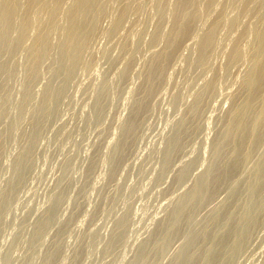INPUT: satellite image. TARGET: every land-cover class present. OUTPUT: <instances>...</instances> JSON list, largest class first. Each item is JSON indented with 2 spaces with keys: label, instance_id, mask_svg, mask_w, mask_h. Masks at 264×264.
<instances>
[{
  "label": "rangeland",
  "instance_id": "obj_1",
  "mask_svg": "<svg viewBox=\"0 0 264 264\" xmlns=\"http://www.w3.org/2000/svg\"><path fill=\"white\" fill-rule=\"evenodd\" d=\"M4 0H0V7L2 5ZM16 2H19V3H16L15 5L16 8H18L17 10H15V7H14V10L17 11L15 14H13L12 17L14 20H12V23L15 22L14 24V27L13 29L11 30V35L9 34L10 37H8V45L6 44V46H9L10 45V41H11V44H12V41H13V44L17 45H10V47H6L4 46V49L1 50V55H0V75L2 74V76H0V264H42L41 262H44L48 256V260L49 259H53V261L51 262H47L48 260H46L47 264H54V262L56 261L58 264H134L136 262V258L138 259L143 251H144V247H146L148 244H151V240H148V239H152V237L156 234L155 232L158 231V227H160V225L164 222L163 220H167L166 218L169 217V215L171 214L172 212V208L173 205L176 207L178 205V202L179 204H183L184 201L180 203L179 200H182L184 198V193L185 195H187V193H189L190 191L188 189L190 188H193L194 185H195V181L198 182V178L202 177L204 175V173H206L208 170L207 167L209 168L210 167V164L212 162V157H213V145L214 143H212L214 140H216L215 138L218 136V135H215L214 134L216 133H220L219 131H222V127L224 128V123L222 122H225L226 120V116H228L229 114V111L231 110V107H232V102H233V98L236 96V94L240 91V87L242 86V82H243V78H242V74L245 75V72L247 71L248 73V67L250 69L251 67V62L253 61V48L256 47L254 46L253 44V40L252 38H254V33L255 32V27H256V24L255 22H257V19H260L261 18V15L264 14V5L261 4V0H259V2H257L258 4H254L255 0H250L248 2L245 3V0H214L212 5H211V9L212 10H215L212 12V10H208L207 12L204 11L205 8L201 9L203 10L204 12H202L201 10H199L201 12V15L199 16V18L202 16V18H199L197 19L198 21V24H196L197 28L195 27V33H194V36L192 34V37L193 39L190 38V36L188 38H186L187 42H183L185 43V46L184 45H181L182 47L184 48H187L186 45H188V49H184L182 48L181 50V46L179 47V50L177 51V53L174 55V57L171 59V61L174 60V62H169V64L167 65L168 68H166V74L167 71L171 74V78H170V75H165L167 77V84H165V86L162 84H159L160 87L162 88H157V90H154V93L151 94L150 96V99L151 97L154 95V99L152 98L150 104H148V107L144 110L147 111V115H146V112L143 111V114L145 113L144 117L147 118L145 119L144 117H142V113L139 115V125H137V127L139 126V128L143 127L142 130L139 129V128H136V131L135 133L136 134H139V135H134V138H133V142H135L134 140L136 139L137 142L133 143L130 145V149L132 150H135L134 152L130 150L129 151H126V155L123 153V158H124V155L125 157L128 156V152H129V156L133 155L131 158L128 156L126 157L127 160L122 159L121 156H119L118 154V151H117V143L119 141H121V138H122V135L124 134L123 131L121 132V130H123L125 128V126L128 124L127 121H129L128 119L130 118V115H131V111L132 109H130L129 107L131 106L132 108L134 107V104L137 100V94L139 95V89H141L142 87V83L144 82L145 78L142 79L141 81V78L145 77V74L146 73V70H147V67L149 64V61L150 59L153 57V55L155 53H157V51L159 49H163V48H160V46H164V44H166V41H165V38L160 36L159 38H156L154 36V34H157V32H161L163 28L162 26H165V28H163V33H168L172 27L170 26H173V21H171L172 17H174V13H172L174 11V7L175 6V0H105L104 3H106L104 5H102V1L101 0V5L103 6L102 7V12L100 13V15L98 16L97 18V26L95 27V29L92 31V35L90 34V36H92V41L91 43L89 42V40L87 41V44H89V46H85V48L83 49H86L87 47H89L88 49H86L85 51L82 49V51H84V54L81 52V55H80V65L79 63H75L74 65L76 67V70L74 69L75 66H73V69H74V73L76 71V73L72 74V71L70 72L72 75H70V77L68 78V73L64 72V70L60 67L62 64L61 61H62V54H61V45L60 43H62V39H64V36H65V29H66V26L69 25L67 24V22H69V20L67 21L68 16L67 15V12L69 13V6L71 4H73L72 2L75 1V0H59V1H63L62 2H58V0H45L46 3H51V5L49 4L47 6V4L45 3L44 0H39V1H35L34 3L35 4V8L33 7V4L31 3V0H15ZM44 3H43V2ZM70 1H71V4H70ZM109 1V2H107ZM120 1V2H119ZM147 1V2H146ZM150 1V3H149ZM156 1V2H155ZM201 3L198 4V8H202V7H205L207 4L204 0H200ZM199 1V2H200ZM207 1V0H206ZM221 1V2H220ZM224 1V2H223ZM23 2H24V5H23ZM41 4H40V3ZM127 2V4H126ZM129 2V3H128ZM152 2V3H151ZM166 2V3H165ZM168 2V3H167ZM234 2V3H233ZM237 2V3H236ZM250 2V5H252L250 7V5H247L246 9H252V11L250 10H246L247 12L244 11V9H242L243 6H246V4H249ZM14 3V2H13ZM31 3V5H30ZM38 3V4H37ZM56 3V4H55ZM58 3V4H57ZM110 3V4H109ZM119 3V4H118ZM205 3V4H204ZM216 3V4H215ZM239 3H241L242 5H240ZM253 3V4H252ZM259 3L261 4V7H256L257 5H259ZM264 3V2H263ZM19 4V5H18ZM26 4V5H25ZM28 4V5H27ZM45 4V6L43 5ZM55 4V5H54ZM136 4V5H135ZM167 6L168 8L164 9L162 8V6ZM164 4V5H163ZM203 4V5H202ZM235 4V5H234ZM238 4V5H237ZM13 4V6H15ZM23 5V7H22ZM38 5V6H37ZM40 5V6H39ZM57 5V6H56ZM108 5V8L105 7ZM125 5V7H124ZM129 5V6H128ZM146 5V6H145ZM158 5V6H157ZM202 7H199L201 6ZM217 5V6H216ZM220 5V6H219ZM224 5V6H223ZM234 5V6H233ZM27 6V7H26ZM52 6H53V9H52ZM117 6V8H116ZM131 6V7H130ZM141 6V8H140ZM157 6V7H156ZM161 6V8H160ZM249 6V7H248ZM253 6H255L256 8H252ZM21 7V8H20ZM25 7V8H24ZM30 7V8H29ZM44 8L43 11H45V13L42 11V9L40 11H38L39 9L38 8ZM56 7V8H54ZM124 7V9H122ZM135 7V8H134ZM213 7V8H212ZM216 9H215V8ZM223 9H222V8ZM229 7V8H228ZM50 10H49V9ZM59 8V9H58ZM62 8V9H61ZM104 8V9H103ZM106 8V10H105ZM136 8H140L138 10H136ZM145 8V9H144ZM162 9L164 11V13L166 14H162L163 11H162V15L159 13L158 10ZM210 9L208 7V5L206 6V9ZM244 8V7H243ZM28 11V16L25 14V11ZM56 10V13H53L55 11L53 10ZM64 9V10H63ZM153 9V10H152ZM157 9V10H156ZM171 9V10H170ZM205 9V10H206ZM226 9V10H225ZM228 9V10H227ZM235 9V11H234ZM253 9H255L254 11L256 12L257 15L259 16H253L255 15V12L253 11ZM260 9V10H259ZM32 12H31V11ZM51 10H52V13H51ZM59 10V11H58ZM67 10V11H66ZM110 10V12H109ZM120 10H124L122 11L123 13L120 14ZM149 10V11H148ZM167 13H166V11ZM219 13H217L216 12ZM225 10L224 12L228 11V13H226L227 15H225V13L222 14V16H224V18L226 20H224L225 24L227 23V25L230 27V30L229 27H223L225 26L224 23H222V29L221 31L219 30V28L221 27V25L219 26L218 28V32L215 34L217 35V37H215V44H218V46H212L215 47L213 48V53L210 52L208 55L209 57L205 59V61L207 63H205V65L203 63H197V59L198 58V43L196 41L195 38L197 39H200L201 37V33L203 35L204 32H202L201 30L203 31H206V27L208 26V23L210 25V21L212 22L213 20V17H217L216 15L220 16L221 12ZM232 10V11H231ZM237 10H240V11H244L246 14L244 15V12L243 13V16L245 17H242L240 16L241 13H239L240 11H237ZM257 10V11H256ZM259 10V11H258ZM26 11V12H27ZM34 11V12H33ZM42 11V12H41ZM64 11V12H63ZM106 11V13L104 12ZM129 11V12H128ZM161 11V10H160ZM212 13H211V12ZM248 11L250 15L246 16L248 14ZM30 12V13H29ZM39 12H40V15H39ZM47 12V13H46ZM104 12V13H103ZM117 12V13H116ZM128 12V13H126ZM209 12L211 13V16L209 14ZM239 14H238V13ZM259 12V13H257ZM59 13V14H58ZM63 13V15H62ZM103 13V14H102ZM137 13V14H136ZM143 13V14H142ZM203 13V14H202ZM263 13V14H262ZM35 14V15H33ZM38 14V15H37ZM46 16H45V15ZM51 14V15H50ZM56 14V16H55ZM66 14V15H65ZM118 14V16H117ZM120 14V15H119ZM150 14V15H149ZM160 14V15H159ZM173 14V15H172ZM209 14V16H208ZM234 14V15H233ZM253 19L252 20V16ZM261 14V15H260ZM15 15V16H14ZM22 15H26L25 17L27 19H24L22 18L21 16ZM29 15L31 16L30 19H31V22H28L26 20H29L28 17ZM42 15V16H41ZM44 15V17H43ZM49 15V16H48ZM59 15L60 18H58L57 16ZM116 15V16H115ZM130 15V16H129ZM166 16V17H163ZM208 16V18L205 16ZM232 15V17H230ZM239 16L240 18L238 19L237 16ZM242 15V14H241ZM35 16V17H33ZM39 16V18H38ZM48 16V17H47ZM142 16V17H141ZM145 16V17H144ZM159 16L162 17L161 20H159ZM168 16V17H167ZM171 16V18H170ZM213 16V17H212ZM35 21L38 20L35 22ZM45 17H46V20H45ZM51 17V18H49ZM64 17V18H62ZM118 17V18H117ZM149 17V18H148ZM230 17V18H229ZM165 18V21H167L169 19V21L165 23H163V19ZM205 18V19H204ZM210 18V19H209ZM227 18L228 20H231V19H235V22H237V26L236 24L234 23L233 20L231 21H228L227 22ZM24 19V23L28 22V24H24L26 27L27 25L28 26L26 27L27 29H25L23 27V20ZM33 19V20H32ZM51 19V20H49ZM56 19V21H54ZM61 19V20H60ZM129 19L131 21H129ZM152 19V20H151ZM157 19L159 20V22L157 23ZM167 19V20H166ZM174 19V18H173ZM202 19V20H201ZM215 19V18H214ZM19 20V21H18ZM22 20V21H21ZM40 20V21H39ZM44 24H42V21ZM101 20V21H100ZM108 20V21H107ZM238 20L242 21L240 22V24L242 25H238ZM245 22H244V21ZM249 20V22L247 21ZM30 21V20H29ZM50 21L52 22V24L54 23L53 25V28L55 29L54 33L55 34H52L53 32V28L50 30V35L52 34V36L49 35V38H50V44L47 51V54H45L44 52V56L43 55H40L41 57H39L38 59H40L37 63L38 67H37V71H36V74L35 76H33L34 78L39 76V79H37L36 81H34L31 77V74H29V64L31 63L32 61V56L35 55L36 53L34 51H36V42L34 40H36V36L38 37V35L40 34V32L44 31L45 28H46V24L50 23ZM54 21V22H53ZM100 21V22H98ZM149 21V22H148ZM204 21V23L202 22ZM207 21V22H206ZM209 21V22H208ZM22 22V23H21ZM41 22V24H40ZM48 22V23H47ZM60 22V24H59ZM118 23V25L120 26L121 22H122V27L120 26V28L117 26H115L116 24ZM133 22V23H132ZM140 22V23H139ZM145 22V23H144ZM172 22V24H171ZM202 22V23H201ZM231 22V23H230ZM250 23L251 22V25L249 24H246V23ZM29 23H31L29 25ZM62 23V24H61ZM63 23L64 26H63ZM100 23V24H99ZM157 26H161L158 27L160 28L161 30H159L158 28L156 29L155 25ZM157 23V24H156ZM163 23V25H162ZM171 25H170V24ZM207 23V24H205ZM229 23V24H228ZM245 23V24H244ZM114 24V25H113ZM165 24V25H164ZM202 25V27H200L198 30V27L199 25ZM205 24V25H204ZM233 24V25H232ZM254 24V26H252ZM17 25V27H16ZM19 25H21L19 27ZM37 25V26H36ZM45 25V27H44ZM66 25V26H65ZM102 25V27H101ZM140 25V26H139ZM148 25V26H147ZM151 25V26H150ZM170 25V26H169ZM200 25V26H201ZM204 25V26H203ZM231 25L232 26H236L235 28L232 27V29H235L232 31L231 29ZM243 25H246L244 26L243 28ZM249 25V26H248ZM129 26V28H128ZM131 26V28H130ZM145 26V27H144ZM22 27V28H21ZM60 27V29H58ZM68 27V26H67ZM97 27H100V28H97ZM117 27V28H116ZM127 27V28H126ZM147 27V29H146ZM155 30H154V28ZM167 27V28H166ZM169 27V29H168ZM205 27V28H204ZM247 27V29H246ZM40 28V29H39ZM62 28V29H61ZM113 28V29H112ZM202 28V29H201ZM208 28V27H207ZM243 28V29H242ZM254 30H252V29ZM20 29V30H19ZM21 29H25V32L23 31V34L24 36H21ZM38 32H37V30ZM101 29V30H100ZM112 32L113 30V34L112 37L111 36V33L109 32V30ZM121 29V30H120ZM126 29V30H125ZM145 29V30H144ZM165 29V31H164ZM168 29V32L166 31ZM228 30V33L229 31H232L231 33H227L226 30ZM242 29V30H241ZM247 30V32L245 30ZM248 29H251V30H248ZM64 30V32L62 31ZM97 30V31H95ZM128 30V31H127ZM148 30V31H147ZM154 30V34H153V31ZM158 30V31H156ZM238 30V31H237ZM15 31V32H14ZM58 31L60 33H58ZM94 31L96 32L94 34ZM100 31V32H98ZM200 31V32H199ZM239 31H244V32H239ZM99 34H98V33ZM120 32V33H119ZM143 32V33H142ZM145 32V33H144ZM221 32V33H220ZM251 34H250V33ZM102 33V34H101ZM147 33V34H146ZM151 33V35H150ZM200 33V35L198 34ZM219 33V34H218ZM227 33V34H226ZM239 33H241L242 35H240ZM245 35H244V34ZM253 33V34H252ZM22 34V35H23ZM36 34V35H35ZM108 34V35H107ZM110 34V35H109ZM118 34L120 35L118 37ZM128 34V35H127ZM232 34V35H231ZM103 35H106V36H103ZM127 35V36H126ZM140 35V36H139ZM149 35V36H148ZM199 37H197V36ZM239 35V36H238ZM244 35V36H243ZM95 36V37H94ZM129 36V37H128ZM145 36V37H144ZM157 39L156 42H154L156 45H159V47L155 44H153V41H154V38ZM238 36V38H237ZM245 38H241V37ZM246 36H248L246 38ZM28 37V39H27ZM55 37V38H54ZM57 37V38H56ZM117 37V38H116ZM126 37V39H125ZM130 39H128V38ZM148 37V38H146ZM152 37V38H151ZM11 38V39H10ZM26 38V39H25ZM102 38V39H101ZM113 38V39H112ZM116 38V39H115ZM152 39V40H149V39ZM233 38V39H232ZM234 38L236 40H234ZM249 38V39H248ZM14 39H15V42H14ZM21 39V40H19ZM58 39V40H57ZM91 40V37L89 38ZM140 41H139V40ZM145 39V41H144ZM164 39V40H163ZM194 40V42L197 44H194V42L192 41L193 44L190 45V40ZM242 39V40H241ZM247 39V40H246ZM17 40V41H16ZM26 40V41H25ZM103 40V41H101ZM118 40V41H117ZM128 40V42L126 41ZM131 40V41H130ZM148 40V41H146ZM161 40L159 43L158 41ZM162 40H163V43H162ZM218 42H217V41ZM252 40V41H250ZM20 41V42H19ZM30 41V42H29ZM34 41V42H33ZM60 41V42H59ZM100 41V42H99ZM110 41V42H109ZM150 41V42H149ZM165 41V43H164ZM188 41H189V44H188ZM241 41V42H240ZM245 43H243V42ZM22 42V43H21ZM25 42V43H24ZM94 42V43H93ZM98 42V44H97ZM105 42V43H104ZM125 42V44H124ZM130 42V43H129ZM140 44H139V43ZM240 43L239 46L241 45V43H243L241 46L243 47H239L240 48V51H241V54L242 52L244 51V59L241 58L244 62H242V60L239 58L236 62L239 63V61H241L239 64L240 66L237 67V65H235V61L234 62H229V56H230V53H231V48H233V46L235 45V43ZM33 43V44H32ZM59 43V44H58ZM93 43V44H92ZM126 43H128V45H130V49L128 50V52L130 51L131 52V49H132V52L128 54L127 51H125V48L127 50V48L129 47H126ZM142 43V44H141ZM147 43V44H146ZM153 45H152V44ZM250 43V44H248ZM26 44V45H25ZM35 44V45H34ZM96 44V45H95ZM124 44V45H123ZM132 44V45H131ZM136 44V46H135ZM152 45L153 48H151L150 45ZM162 44V45H160ZM226 44V45H225ZM232 44H234L232 46ZM21 45V46H20ZM25 45V46H24ZM30 45V46H28ZM34 45V46H33ZM54 45V46H53ZM58 45V46H57ZM125 46V48L123 46ZM149 45L150 48L152 49H148L149 47L147 46ZM155 45V47H154ZM193 45V46H192ZM248 45V46H246ZM28 48H27V47ZM33 46V47H31ZM51 46V47H50ZM99 46V47H98ZM104 46V47H103ZM135 46V47H134ZM146 46V48L144 47ZM220 46V47H219ZM244 46H246L244 48ZM253 46V48H251ZM6 47V49H5ZM23 47V48H22ZM97 47V48H96ZM108 47V48H107ZM192 47H196V49L192 48ZM18 48V49H17ZM34 50V51H30L31 49ZM122 48L124 50H122ZM136 48V51H134ZM155 48V50H154ZM191 48V49H190ZM219 48V49H218ZM250 48V49H249ZM12 49V50H11ZM57 49V50H56ZM103 49V51H102ZM113 49V50H112ZM117 49V50H116ZM215 49V50H214ZM230 49V50H229ZM245 49V50H244ZM7 50V51H6ZM20 50V51H19ZM50 50V51H49ZM58 50H60L58 53ZM90 50V51H89ZM92 50V51H91ZM157 50V51H156ZM184 50L186 52H184ZM197 50V51H196ZM249 50V51H248ZM255 50V49H254ZM11 51V52H10ZM18 51V52H17ZM26 51V52H25ZM52 51V52H51ZM87 51V52H86ZM115 51V53H114ZM123 51V52H122ZM160 51V50H159ZM181 51H183L181 53ZM8 52V53H7ZM13 52V54H12ZM15 52V53H14ZM33 55H32V53ZM102 52V53H101ZM119 52V53H118ZM124 52H127V53H124ZM20 53V54H19ZM27 53V54H26ZM31 53V54H30ZM35 53V54H34ZM55 53V55H54ZM57 53V54H56ZM124 53V54H123ZM133 53V54H132ZM220 53V54H219ZM51 56H50V55ZM59 54V55H58ZM103 56H102V55ZM108 54V55H107ZM128 54V55H127ZM132 54V55H131ZM183 54V55H182ZM213 54V55H212ZM247 54V55H246ZM9 55V56H8ZM16 55V56H15ZM25 55V56H24ZM30 55V57H29ZM54 55V57H53ZM124 55V56H123ZM126 55V56H125ZM181 55V56H180ZM246 55V56H245ZM23 56V57H22ZM43 56V57H42ZM47 56V57H46ZM60 56V57H59ZM124 58H123V57ZM133 56V57H132ZM135 56V57H134ZM145 56V57H144ZM182 57V58H179ZM186 56V57H185ZM250 56V58H249ZM46 57V60H44ZM50 59H49V58ZM58 57L59 58V62H58ZM122 57V58H121ZM128 57V58H127ZM129 57H132V58H129ZM138 57V58H137ZM189 59H188V58ZM3 58V59H2ZM31 58V59H30ZM43 58V59H42ZM84 58V59H82ZM92 58V59H91ZM127 58V59H126ZM211 58V59H209ZM23 59V60H22ZM25 59H28L27 61ZM56 59V60H55ZM91 59V60H90ZM123 61H122V60ZM133 59V63H129L130 61ZM176 59V61H175ZM178 59V60H177ZM180 59V61H179ZM183 59V60H182ZM191 59L192 61L194 60V64H190L191 62ZM211 62V65H208L209 63V60ZM227 59V60H226ZM247 59V60H246ZM251 59V60H250ZM19 60V61H18ZM42 60V61H41ZM50 60V61H48ZM84 61L85 63V67L83 65H81V61ZM94 60V61H93ZM105 60V61H104ZM113 60V61H112ZM115 60V61H114ZM140 60V61H139ZM148 60V61H147ZM250 60V61H249ZM13 61V62H12ZM16 61V62H15ZM44 61V62H43ZM52 61V62H51ZM57 61V62H56ZM82 61V62H83ZM89 63H88V62ZM117 61V62H116ZM125 61V62H124ZM128 61V62H127ZM179 61V62H178ZM189 61V62H187ZM226 63H225V62ZM230 63H228V62ZM249 61V62H248ZM24 62V63H23ZM39 62L40 65H39ZM47 62V63H46ZM56 62V64H58L56 66V64L54 63ZM105 62V63H104ZM109 62V63H108ZM123 62V63H122ZM142 64H141V63ZM144 62H146L147 64V67L144 66ZM197 64H196V63ZM214 62V63H213ZM220 62V63H219ZM10 63V64H9ZM26 63V64H25ZM44 63V65H43ZM54 63V64H53ZM126 63V67H125V64ZM186 63V64H185ZM226 64V65H222V64ZM243 63V64H242ZM250 63V65H249ZM42 64V66H41ZM52 64V65H51ZM60 64V65H59ZM111 64V65H110ZM115 64V65H114ZM129 64V65H128ZM217 64V65H216ZM245 64V65H244ZM52 67H50V66ZM55 65V66H54ZM89 65V68L87 67ZM110 65V66H108ZM114 65V67H113ZM137 65V66H136ZM169 65L170 67H172V71L171 69L169 70ZM175 65V66H174ZM177 65V66H176ZM214 66L212 69L210 68V66ZM228 65H232L230 66V69L232 67L231 70H229L228 68ZM244 65V66H243ZM5 66H6V69H7V72H6V69H5ZM9 66V68H7ZM27 66V67H26ZM60 66V67H59ZM80 66V67H79ZM82 66V67H81ZM143 66V67H142ZM188 66V67H187ZM209 66V67H207ZM218 70H216V67H218ZM225 66V67H224ZM105 67V68H103ZM116 67V68H115ZM123 67V68H122ZM131 67V68H130ZM134 67H135V70H134ZM175 67V70H173V68ZM206 67V69H205ZM227 67V68H226ZM243 67V68H242ZM245 67V68H244ZM24 68V70H23ZM28 70H26V69ZM47 68L49 70H47ZM87 68V69H86ZM126 69V71L128 72V68H129V73H127L126 71L124 72V70ZM177 68V69H176ZM179 68V69H178ZM192 68H197L196 69H192ZM203 68L206 70H204L205 73H207V75L203 72ZM211 70H209V69ZM215 68V69H214ZM222 68V69H221ZM228 70H226V69ZM5 69V70H4ZM18 69V70H17ZM61 70L60 72L57 71V70ZM72 69V70H73ZM90 69V70H89ZM96 69V70H95ZM124 69V70H123ZM133 69V70H132ZM138 69V70H137ZM143 69V75H141L139 73V71ZM200 69V70H199ZM235 69V71H234ZM21 70V71H20ZM45 70V71H44ZM54 70V72L52 71ZM85 70L88 72H85ZM95 72H94V71ZM123 70V71H122ZM180 70V71H179ZM185 70V71H184ZM196 70V71H195ZM201 70H202V73L204 74H201ZM208 70V71H207ZM225 70V71H224ZM237 70V71H236ZM245 70V71H244ZM5 71V72H4ZM25 71H27V73H25ZM47 71V72H46ZM81 71V72H80ZM105 71V72H103ZM132 71V72H131ZM134 71V72H133ZM136 71V72H135ZM172 73H171V72ZM176 71V72H175ZM179 71V72H178ZM191 71V72H190ZM214 71V73H213ZM226 71H229L227 73ZM11 72L13 74H11ZM38 72V73H37ZM103 72V73H102ZM121 72V73H119ZM217 72V73H215ZM9 73V74H8ZM17 73V74H16ZM25 73V74H24ZM116 73V75H115ZM123 73V74H122ZM134 75H133V74ZM140 74L141 76L139 77L138 74ZM176 73V74H174ZM181 73V75H180ZM187 73H188V76H187ZM214 75H213V74ZM246 73V75H247ZM4 74V75H3ZM65 74V76H62ZM67 74V76H66ZM85 74V75H84ZM88 74V75H86ZM119 74V75H118ZM126 74V75H124ZM128 74V75H127ZM135 74H137V76H135ZM173 74V75H172ZM216 74V76H215ZM228 74L227 78H226V75ZM237 74V75H236ZM18 75V76H16ZM27 75V76H26ZM28 75H29V80H28ZM37 75V76H36ZM81 75V77H80ZM84 75V76H83ZM122 75L123 78L126 77V79H123V78H120ZM124 75V76H123ZM132 75V76H131ZM178 75V76H177ZM204 75V78L202 77ZM212 77H211V76ZM223 75V76H222ZM225 75V76H224ZM231 75V76H230ZM242 75V76H241ZM6 76V77H5ZM15 76V77H14ZM26 76V77H25ZM51 76H53L54 78H52ZM61 76V77H60ZM101 76V77H100ZM129 76V78H128ZM213 76H215V80L217 79V82L215 80H213ZM233 76V77H232ZM67 77V78H65ZM107 77V78H106ZM110 77V78H109ZM113 79H112V78ZM186 77V78H185ZM192 77V78H191ZM202 77V78H201ZM208 77V79L210 80V77H211V81H208V79H206ZM245 77V76H244ZM3 78V79H2ZM14 78V80H12ZM51 78V79H50ZM80 78V79H79ZM87 78V79H86ZM185 78V79H184ZM229 78V79H228ZM7 79V80H6ZM48 79H49V83L48 82ZM69 79V80H68ZM72 79V80H71ZM74 79V80H73ZM78 79V80H76ZM93 79V80H92ZM100 79V81H99ZM109 79V80H107ZM163 79V80H164ZM170 79V81H169ZM173 79V80H172ZM190 79V80H189ZM28 80L29 83H33L35 85H32L28 83ZM71 80V81H70ZM81 80V81H80ZM90 80V81H89ZM92 80V82H91ZM111 80V81H110ZM122 80V81H121ZM136 80V81H135ZM165 80L163 83H165ZM184 80V81H183ZM208 83H212L213 84V81H215V84H217L220 88L216 89L215 87H217L216 85H213L214 87V90L215 92H212L211 94H208L207 98H205L204 102H203V106H202V112H201V117L200 119H202L201 121H204L205 123H201L200 120L196 121L198 122L197 125H194L191 129L192 130H189L187 136L185 137V139H183L182 141L183 142V145H182V141H181V145L186 148L185 149V152L182 153L183 151H180L176 156L174 157L177 153V150L182 149V146L178 145V149L175 151L174 153V150L171 152V155L172 158L171 159H176V160H171V163H170V158L169 160L167 159V156L165 157L164 153L167 155L168 154V146H169V142L168 140L170 135L171 134H174V132L177 131V128L179 126V124L182 122L180 117H182V120L183 118H185V116L188 114V110H190L189 106H192V104H194L193 102H195L196 99H194L193 97L195 96V98H197L196 96L198 95V93H200V91H202L204 89V87L206 86L207 81ZM235 80V81H234ZM24 81V82H23ZM43 81V82H42ZM47 81V82H46ZM54 81V82H53ZM70 81V82H69ZM80 81V82H79ZM84 81V82H83ZM112 82L111 84L108 82ZM117 83H116V82ZM175 81V82H174ZM178 81V82H177ZM189 81V82H188ZM193 81V82H192ZM205 81V82H204ZM225 81V82H224ZM9 82V83H8ZM26 82V83H25ZM36 82V83H35ZM40 82V83H39ZM47 85H46V83ZM53 82V83H52ZM64 82V84L62 83ZM89 82V83H87ZM100 82V84H99ZM107 83V84H104ZM124 82V84H123ZM131 82V83H130ZM141 82V83H140ZM170 82V83H168ZM187 82V83H186ZM204 82V83H202ZM28 83V84H27ZM51 83V84H50ZM56 83H57V86H56ZM70 83V85H68ZM80 83V84H79ZM87 83V85H86ZM91 83V84H90ZM103 83V84H102ZM114 83V84H113ZM174 84L173 87L171 84ZM231 83V84H230ZM24 84V85H23ZM27 84V85H26ZM55 84V85H54ZM73 84V85H72ZM90 84V85H89ZM136 84V85H135ZM197 84V85H196ZM204 84V86H203ZM225 84V85H224ZM33 86L31 88V86ZM39 85V86H38ZM60 85V87H59ZM110 85V86H109ZM132 85V87H131ZM141 85V86H140ZM162 85V86H161ZM167 85V87H166ZM169 85V86H168ZM195 85V86H194ZM231 85V86H230ZM241 85V86H240ZM24 86V87H23ZM27 86V87H26ZM29 86L31 89H34V93L29 91ZM47 86V87H45ZM49 86V87H48ZM56 86V87H55ZM61 86L63 87V89H61ZM76 86V87H75ZM83 86V87H82ZM85 86V87H84ZM107 86V87H106ZM138 86V87H136ZM140 86V88H139ZM175 86V87H174ZM192 86V87H191ZM197 86V87H196ZM201 86V87H199ZM233 86V87H232ZM10 87V88H9ZM23 87V88H22ZM48 88L47 90L45 88ZM104 87V88H103ZM136 87V88H135ZM166 87V88H164ZM27 88V89H26ZM105 91V92H102L101 90ZM106 88V89H105ZM190 88V89H189ZM196 88H202V89H196ZM223 88H226V89H223ZM14 89V90H13ZM26 89V91H25ZM29 89V90H28ZM44 89V91L42 90ZM56 89V90H55ZM96 89L99 91L97 92ZM116 89V90H115ZM126 89V90H125ZM136 89L137 90V93H136ZM172 89V90H171ZM174 89V90H173ZM194 89V90H193ZM230 89V90H229ZM42 90V91H41ZM57 90H60V92H58ZM61 90L62 93H61ZM107 90V91H106ZM109 90V91H108ZM123 90V91H122ZM158 90L162 93L160 94V92H158ZM169 90V91H168ZM175 90H178V91H175ZM187 90V91H186ZM197 90V91H196ZM200 90V91H199ZM30 94H33L29 97V92ZM46 91V92H45ZM49 91H52V94H53V98L51 100V97H52V94L49 95ZM65 91V92H64ZM89 91V92H88ZM92 91V92H91ZM95 91V92H94ZM135 91V92H134ZM164 91V92H163ZM171 91V92H170ZM190 91V93H189ZM196 91V92H195ZM218 91V92H217ZM225 91V92H224ZM20 92V93H19ZM23 92H24V95H23ZM43 92V93H42ZM74 92V94H73ZM101 92V93H100ZM106 92L108 94H106ZM109 92L111 94H109ZM133 92V93H131ZM166 92V93H165ZM193 92V93H192ZM220 92V93H219ZM236 92V93H235ZM14 93V94H13ZM19 93V94H18ZM28 93V95L26 94ZM39 93V94H38ZM66 93V94H65ZM90 93V94H89ZM104 93V94H102ZM131 93V94H130ZM164 93V94H163ZM170 93V94H169ZM172 93V94H171ZM176 93V94H175ZM18 94V95H17ZM44 94V95H43ZM123 94V95H122ZM130 94V95H129ZM158 94L162 95L159 96ZM212 94L214 96V98L216 99H213L212 98ZM217 94V95H216ZM224 94V95H223ZM226 97V95H228ZM46 95V96H45ZM81 95V96H80ZM133 95H134V98H133ZM155 95H158V96H155ZM166 95V96H165ZM177 95V96H176ZM194 95V96H193ZM216 95V97H215ZM232 95V97H231ZM6 96V98H5ZM15 96V97H14ZM21 96V97H20ZM25 96H28L29 98L25 97ZM39 96V97H38ZM43 96V98H42ZM45 96V97H44ZM51 96V97H50ZM87 98H86V97ZM94 96V97H93ZM103 96V97H102ZM119 96V97H118ZM121 96V97H120ZM129 96V97H128ZM132 96V97H130ZM189 96V97H188ZM219 96V97H218ZM224 96V98H223ZM23 97V98H22ZM33 97V98H32ZM35 97V98H34ZM46 97H49L46 98ZM57 97H59L60 99H58ZM83 97V98H82ZM93 97V98H92ZM99 97V98H98ZM157 97H159L157 99ZM172 97V98H171ZM177 97V98H175ZM231 97V98H230ZM2 98V99H1ZM5 98V99H4ZM72 98V99H71ZM132 98L134 99L132 101ZM136 98V99H135ZM162 98V99H161ZM181 98V99H180ZM209 98H210V102H211V105H209L208 107V104L206 102L209 101ZM22 99L24 101H22ZM34 99V100H33ZM42 99V100H41ZM45 99V100H43ZM51 102L49 105L51 107H48V101ZM54 99V101H53ZM97 99V101L95 100ZM99 99V100H98ZM104 99V100H102ZM120 99V100H119ZM160 99V100H159ZM173 99V100H172ZM180 99V100H179ZM208 99V100H207ZM212 99V101H211ZM225 99V100H224ZM228 99V101H227ZM232 99V101H231ZM28 100V101H27ZM37 102H36V101ZM41 100V101H40ZM58 102H56V101ZM63 102H62V101ZM102 100V101H101ZM171 100V101H170ZM186 100V101H185ZM217 100V101H216ZM219 100V101H218ZM22 101V102H21ZM46 101V102H45ZM104 101V102H103ZM118 101V102H117ZM148 101V103H149ZM154 101L156 102L154 104ZM168 101V102H167ZM179 101V103L177 102ZM183 101V102H182ZM193 101V102H192ZM10 102V104L8 103ZM24 102H27L24 104ZM40 102V103H38ZM43 102V103H42ZM48 102V103H47ZM62 102V103H61ZM67 102V103H66ZM97 102V104H96ZM101 102V103H99ZM105 102L107 103V105L105 104ZM130 102V103H129ZM161 102V103H160ZM188 103V104H184V103ZM192 102V103H191ZM210 102H208L210 104ZM5 103V104H4ZM12 103V104H11ZM17 103V104H16ZM20 103V105H19ZM22 103V104H21ZM42 103V104H41ZM46 105V107L44 106V108L42 107V105ZM54 103V104H53ZM57 103V104H56ZM99 103V104H98ZM104 103V106H101L100 104L103 105ZM182 103V104H181ZM191 103V104H190ZM206 103V105L204 104ZM32 104V105H31ZM37 104V105H36ZM56 104V105H55ZM81 104V105H80ZM110 104V105H109ZM178 104V105H177ZM181 104V105H180ZM219 104V105H218ZM34 105V106H33ZM40 105V106H39ZM55 105V107L53 106ZM70 105V106H68ZM72 105V106H71ZM74 105V106H73ZM94 105H97V107L102 109L103 107L105 108V105H106V108L102 111L100 108L98 109L97 107H94ZM99 105V106H98ZM127 105V106H126ZM180 106L178 108H176L177 106ZM184 105L186 106L185 109L186 110H183L184 108ZM189 105V106H188ZM39 106V107H37ZM65 106V107H64ZM91 106V107H90ZM118 106V107H117ZM220 106V107H219ZM6 107V108H5ZM16 107V108H15ZM22 107V108H21ZM42 107V108H40ZM48 107V108H47ZM76 107V108H75ZM126 107V108H125ZM182 107V109H181ZM212 107V108H211ZM32 108V109H31ZM39 108V109H38ZM45 108L48 109V111L46 110L45 111ZM53 108V109H52ZM89 108V109H88ZM95 108V109H94ZM98 110H97V109ZM148 108L150 110H148ZM206 108V109H205ZM208 108V110H207ZM55 109H57L55 111ZM163 109V110H161ZM204 109V111H203ZM214 109V111H213ZM23 110V111H22ZM38 110H39V113H38ZM42 110V111H40ZM52 110V111H50ZM64 110V111H63ZM73 110V111H72ZM92 110V111H91ZM95 110L96 113L94 112ZM15 111V112H14ZM22 111V112H21ZM25 111V112H24ZM36 111V112H34ZM55 111V112H54ZM60 111V112H59ZM101 113H100V112ZM115 114H114V112ZM148 111H150L148 113ZM21 112V113H20ZM30 112H32L30 114ZM44 112V113H43ZM50 112V113H48ZM53 112V114H52ZM63 112V113H62ZM81 112V113H80ZM100 114H99V113ZM152 112V113H151ZM187 112V114H185ZM205 112V114H204ZM211 112V113H210ZM55 113V114H54ZM105 113V114H104ZM110 113V114H109ZM120 113V114H119ZM123 113V114H122ZM169 113V114H168ZM171 113V114H170ZM174 113V114H173ZM205 115L203 117V114ZM206 113H207V116H206ZM213 113V114H212ZM22 114V115H21ZM46 114V115H44ZM80 114V115H79ZM95 114V115H94ZM97 114V116H96ZM108 114V115H107ZM113 116H112V115ZM158 114V115H157ZM166 114V115H165ZM217 114V115H216ZM21 115V116H20ZM99 115V116H98ZM111 115V116H110ZM129 115V116H128ZM157 117H156V116ZM161 115V116H160ZM181 115H184V116H181ZM211 119H210V117ZM222 115V116H221ZM57 116V117H56ZM71 116V117H70ZM102 116V117H101ZM125 116H128V117H125ZM164 116V117H163ZM5 117V118H4ZM55 117V118H54ZM68 117V118H67ZM91 117V118H90ZM99 119H98V118ZM150 117V119H149ZM167 117V118H166ZM172 117V118H171ZM207 117V118H206ZM7 118V119H6ZM35 118V120H34ZM37 118H38V121H37ZM53 118V119H52ZM67 118V119H66ZM84 118V119H83ZM101 118H104V119H101ZM113 118V119H112ZM115 118V119H114ZM119 118V119H117ZM144 118V119H143ZM155 118V119H154ZM165 118V119H164ZM205 118V119H204ZM225 118V119H224ZM3 119V120H2ZM5 119V120H4ZM96 119V120H95ZM112 121H111V120ZM145 121H143V120ZM158 119V120H157ZM34 120V121H33ZM67 120V121H66ZM70 120V121H69ZM91 120V121H90ZM99 120V121H98ZM104 120V121H103ZM127 120V121H126ZM208 120V122H207ZM35 121L37 123H35ZM45 123H44V122ZM52 121V122H51ZM59 121V122H58ZM76 122V124L74 122ZM80 121V122H79ZM87 121V123H86ZM95 121V122H93ZM117 121V122H116ZM127 123H126V122ZM177 121V122H175ZM180 121V122H179ZM212 121V122H211ZM216 121V122H215ZM42 122V123H41ZM105 122V123H104ZM111 122V124H110ZM125 122V123H123ZM147 122V123H146ZM156 122V123H155ZM159 122V123H158ZM175 122V124H174ZM179 124H176L178 123ZM201 124H200V123ZM214 122V123H213ZM3 123V124H2ZM16 123V124H15ZM34 123V124H33ZM42 126H39L40 124ZM84 123V124H83ZM102 123V124H101ZM108 123V124H107ZM123 123V124H122ZM141 123H143V125H140ZM36 124V125H35ZM46 124V125H45ZM53 124V125H52ZM61 124V125H60ZM96 124V126H95ZM116 124V125H115ZM125 124V125H124ZM25 125V126H24ZM35 125V126H34ZM111 125V126H110ZM114 125V126H113ZM119 125V126H118ZM121 125H124L121 127ZM4 126V127H3ZM23 126V127H22ZM93 126V128H92ZM109 126V127H108ZM153 126V127H152ZM50 127V128H49ZM62 127V128H61ZM82 127V128H81ZM98 127V128H97ZM170 128H174L172 129L173 132H171L169 129ZM3 128V129H2ZM14 128V129H13ZM43 128V129H41ZM49 128V129H48ZM109 128V129H108ZM111 128V129H110ZM113 128V129H112ZM148 128V129H147ZM195 130H194V129ZM209 128V129H208ZM221 128V130H219ZM37 129V130H36ZM82 129V130H81ZM87 129V131H86ZM100 129V130H99ZM138 129V130H137ZM152 129H154V131H152ZM169 130V135L167 134L168 130ZM197 129H200L199 131ZM205 129V130H204ZM211 129V130H210ZM34 130V131H33ZM108 130H112L111 132H109ZM117 131V134L115 132L114 134V131ZM141 130V134L138 133L139 131ZM145 132H144V131ZM149 130V131H148ZM164 130V132H163ZM33 131V132H32ZM42 131V132H41ZM57 131V132H55ZM70 131V132H69ZM85 131V132H84ZM102 131V132H100ZM148 131V132H147ZM152 133H151V132ZM159 131V132H158ZM212 131V132H211ZM218 131V132H217ZM66 132H68L67 135ZM113 132V133H112ZM202 132V133H201ZM209 132V133H208ZM4 133V134H3ZM10 133V134H9ZM20 133V134H19ZM22 133V134H21ZM28 133V134H27ZM32 133V134H31ZM98 133V134H97ZM150 133V134H149ZM157 133H159L158 135H156ZM12 134V135H11ZM37 134V135H36ZM60 134V135H59ZM86 134V135H85ZM96 134V135H95ZM100 134V135H99ZM166 134V135H165ZM210 134V135H209ZM29 135V136H28ZM108 135V136H107ZM141 135V137H140ZM215 137H213V136ZM33 136V137H32ZM37 136V138H36ZM46 136V137H45ZM64 136V137H63ZM81 136V137H80ZM87 136V137H86ZM107 136V138H106ZM110 136V137H109ZM117 136H120L119 138H117ZM137 136V137H136ZM158 136V137H157ZM167 136V138H165ZM173 135H171L172 137ZM13 137V138H12ZM31 137L33 138L31 140ZM84 137V138H83ZM101 137V139H99ZM104 137L106 139H104ZM144 137V139H143ZM147 137V138H146ZM153 137V138H152ZM156 137V138H155ZM207 139H206V138ZM213 137V138H211ZM12 138V139H11ZM29 138V139H28ZM36 138V139H35ZM71 140H70V139ZM73 138V139H72ZM89 138V139H88ZM158 138V140H157ZM23 139V140H22ZM28 139V140H27ZM41 139V140H40ZM68 139V140H67ZM87 139V140H86ZM119 139V140H118ZM140 139V140H139ZM143 141H142V140ZM147 139V140H146ZM167 141H166V140ZM187 139V140H186ZM189 139V140H188ZM205 139V140H204ZM212 139V140H211ZM25 140V141H24ZM101 140V141H100ZM104 140V141H102ZM110 140V141H109ZM113 140V141H112ZM211 140V142H210ZM14 141V142H13ZM39 141V142H38ZM72 141V142H71ZM100 141V142H99ZM151 141V142H150ZM185 141H188L189 145L185 142ZM191 141H194V143L192 142L191 144ZM76 142V143H75ZM93 142V144H92ZM103 142V143H102ZM104 142H107L104 144ZM109 142V143H108ZM117 142V143H116ZM139 142V143H138ZM142 142V143H141ZM166 142V143H165ZM215 142V141H214ZM262 143L259 144V147H258V151H254L253 154L247 159V162L250 161H253L251 163L246 162L244 167L241 169V173L238 175L239 176V181L236 179V185H234L232 188V192H236V188L238 186H241L243 182L246 183V181L248 180V178H250L251 176V171H254L252 169H254V167L256 166V164H260L261 162H264V147L262 149V145L264 144V140L261 141ZM22 143V144H21ZM26 143V144H25ZM70 145H68V144ZM97 143V144H96ZM120 143V142H119ZM118 143V144H119ZM137 143V144H136ZM148 143V144H147ZM157 143V144H156ZM19 144V145H18ZM78 144V145H77ZM81 144V145H80ZM109 144H114L113 146H116V150H114L113 148H111V145L109 146ZM168 144V146H167ZM186 144V145H185ZM195 144V145H194ZM25 145V146H24ZM28 145V146H27ZM35 145V146H33ZM73 147H72V146ZM93 145V146H91ZM107 145V147H105ZM132 145H135L137 146L136 147H132ZM148 145V146H147ZM153 145V146H152ZM166 147H165V146ZM185 145V146H184ZM194 145V146H193ZM23 146V147H22ZM79 146V147H78ZM108 146H109V149H108ZM188 146V147H187ZM200 146V147H199ZM264 146V145H263ZM22 147V148H21ZM83 147V149H82ZM143 147V148H142ZM145 147V148H144ZM168 147V148H167ZM129 148L127 150H129ZM150 148V149H149ZM164 148H167L164 152ZM190 148V149H188ZM211 149V150H208V149ZM259 148L261 150H259ZM26 149V150H25ZM28 149V150H27ZM32 149V150H31ZM101 149V151H99ZM103 149V150H102ZM138 149H141L138 150ZM154 149V151L152 150ZM179 149V150H180ZM192 149V150H191ZM30 150V151H29ZM86 150V151H85ZM91 150V152H90ZM98 151V153L102 154V152L104 154L102 155H99V154H96L95 152ZM108 150H110L108 152ZM112 150V151H111ZM142 150H143V154H142ZM148 150V151H147ZM191 150V151H190ZM202 150V151H201ZM208 150V153L206 152ZM263 150V151H262ZM23 151V152H22ZM30 153H29V152ZM114 151H117V152H114ZM193 151V152H192ZM205 151V152H204ZM25 152H28V155L29 154H32V155H28L25 153ZM94 152V153H92ZM111 152L113 153L114 152V155L111 154ZM138 152V153H137ZM146 152V153H145ZM187 152V153H186ZM200 152V153H199ZM210 152V154H209ZM20 153L23 154V157L20 158ZM26 156H25V154ZM41 153V154H40ZM74 153V154H72ZM82 153V154H81ZM111 155H109V154ZM118 154L116 156V158H114V156L116 154ZM133 153V154H132ZM152 153V154H150ZM174 156H173V154ZM186 153V155H185ZM189 153V154H188ZM205 153V154H204ZM257 153V154H256ZM263 153V154H262ZM76 154V155H75ZM106 154V155H105ZM141 154V155H139ZM149 154L151 155L149 157ZM183 154V156H182ZM200 155V158H199V155ZM3 155V156H2ZM34 155V156H33ZM41 155V156H40ZM75 155V156H74ZM78 155V156H77ZM95 155V156H93ZM97 155V156H96ZM108 155V156H107ZM139 155V156H138ZM143 155V157H142ZM148 155V156H147ZM189 155V156H188ZM205 155V156H204ZM257 155V156H256ZM22 156V155H21ZM30 156L32 158H30ZM66 156H68L67 159ZM70 156V157H69ZM77 156V157H76ZM84 156V158H83ZM98 156L99 158L102 157V159H98ZM104 156V157H103ZM182 156V158L180 157ZM191 156V157H190ZM6 157V158H5ZM17 157H19L17 159ZM74 157V158H73ZM81 159H79V158ZM136 157V159H135ZM146 157V158H145ZM152 157V158H151ZM165 157V158H164ZM198 157V158H197ZM29 158V159H27ZM97 159L93 160L95 161L93 163L92 159ZM103 158L106 160H103ZM111 160H109V159ZM129 158V159H128ZM164 158V159H163ZM197 160H196V159ZM208 158V160H207ZM259 158V159H258ZM27 159V160H26ZM37 159V160H36ZM67 159V160H66ZM90 159V160H89ZM119 159V161H118ZM123 161H122V160ZM134 159V160H133ZM162 159V160H161ZM166 159V160H165ZM211 159V160H209ZM256 161H255V160ZM19 160V161H18ZM24 160V161H23ZM27 161V164H25ZM100 160V161H99ZM117 160V161H116ZM120 160L123 162L121 163ZM129 160V161H128ZM165 160V161H164ZM168 160V161H167ZM193 160V161H192ZM203 160V161H202ZM2 161V162H1ZM32 161V162H31ZM37 161V162H36ZM42 161V162H41ZM106 161V162H105ZM111 161V162H110ZM116 161V163H115ZM125 161V162H124ZM133 161V162H132ZM166 161L169 162L168 164H166ZM173 161V162H172ZM180 161V162H179ZM184 163H183V162ZM24 162V167H28L26 169L23 170V166L22 163ZM36 164H35V163ZM120 162V163H118ZM157 162V163H156ZM181 164H179V163ZM188 162H191L190 164ZM18 163H19V166H18ZM21 163V165H20ZM29 163H31L30 165V168H29ZM82 163V164H81ZM89 163V165H91L89 167V165L87 164ZM111 163V166L112 165H115V169L114 167H112L110 170V164ZM114 163V164H113ZM124 163H125V166L126 168H124ZM134 163V164H133ZM147 163V164H146ZM155 163V164H154ZM165 164L164 168L166 167V169H163V165L162 164ZM194 163V164H193ZM209 163V164H208ZM11 164V165H10ZM70 164V166H69ZM96 164V165H94ZM102 164V165H101ZM123 164V165H122ZM128 166H127V165ZM133 164V166H131ZM172 164V165H170ZM174 164V165H173ZM189 164V165H188ZM262 164V163H261ZM5 165V166H4ZM28 165V166H26ZM93 165V166H92ZM121 165V166H120ZM139 168H138V166ZM155 165V166H154ZM162 167H161V166ZM170 165V166H168ZM177 165V166H176ZM185 165V166H183ZM191 165V166H190ZM209 165V166H208ZM66 166V167H65ZM94 166H96L94 168ZM101 166V167H100ZM143 166V167H142ZM152 166V167H151ZM188 168H187V167ZM190 166V167H189ZM254 166V167H253ZM260 166V165H259ZM7 167V168H6ZM22 169L20 171V169ZM36 167V168H35ZM71 167V168H70ZM121 167V168H119ZM130 167V169H129ZM184 167V171L185 172H181L182 169ZM66 168V170H65ZM145 168V169H144ZM153 168V169H152ZM199 168V169H198ZM246 170H245V169ZM252 168V169H251ZM262 168V166L260 167ZM96 169V170H95ZM118 169V170H116ZM127 169V170H126ZM166 170L165 172L163 170ZM187 169V171H186ZM190 169V170H188ZM248 169V170H247ZM250 169V170H249ZM263 169V168H262ZM28 170V171H26ZM39 172H38V171ZM94 170V171H93ZM101 170V171H100ZM103 170V171H102ZM106 170V171H105ZM115 170V171H114ZM120 170V171H119ZM123 170V171H122ZM130 170V171H129ZM162 170V172H161ZM174 172H173V171ZM26 171V174H24V172ZM92 171V172H91ZM110 171V172H109ZM114 171V175L112 174V172ZM118 171V172H117ZM170 171V172H169ZM189 171V172H188ZM193 171V172H192ZM204 171V173H202ZM246 171L248 173H246ZM250 171V173H249ZM16 172V173H15ZM28 172V174H27ZM33 172V173H32ZM65 172V173H64ZM100 172V173H99ZM130 172V173H129ZM138 172V173H137ZM157 172V174H156ZM161 172V173H160ZM164 172V173H163ZM191 172V173H190ZM259 172H262V171H259ZM6 173V174H5ZM31 173V174H29ZM110 173L112 174V178H111V175ZM121 173V174H120ZM155 173V174H154ZM163 173V174H162ZM188 173V174H187ZM15 174V175H14ZM23 174V175H21ZM102 174V175H101ZM132 174V175H131ZM136 174V175H135ZM160 174V175H158ZM186 174V175H185ZM198 174V175H197ZM200 174H203V175H200ZM245 174H248L246 177V180H243L245 179V177H243ZM250 174V175H249ZM253 174V172H252ZM90 175V177H89ZM101 175V176H100ZM108 175V176H107ZM117 175V176H116ZM142 175V176H141ZM185 176L184 178L181 179V177H175L174 176ZM192 175V176H191ZM196 175V176H195ZM22 176V177H21ZM61 176V177H60ZM77 176V177H76ZM87 176L89 178H87ZM92 176V177H91ZM104 176V177H103ZM136 176V177H135ZM144 176V177H143ZM148 176V177H147ZM170 176V177H169ZM241 176V178H240ZM8 177V178H7ZM26 177V178H25ZM28 177V178H27ZM31 177V178H30ZM127 179H126V178ZM139 177V178H138ZM193 179H192V178ZM24 178V179H22ZM61 178V179H60ZM91 178V179H90ZM111 178V179H110ZM125 178V180L123 179ZM149 178V179H148ZM154 178V179H153ZM166 178V179H165ZM179 180H178V179ZM186 178V179H185ZM188 178V179H187ZM238 178V177H237ZM61 181H60V180ZM72 179V180H71ZM74 179V180H73ZM79 179V180H78ZM114 179V180H113ZM123 179V180H122ZM135 179V180H134ZM141 179V180H140ZM56 180H59L60 183ZM64 180V181H63ZM96 180V181H95ZM135 182H134V181ZM139 180V181H138ZM155 180V181H153ZM166 180V181H165ZM178 180V183L177 181ZM182 180V182H181ZM200 180V179H199ZM240 180H242L240 182ZM16 181V182H15ZM26 181V182H25ZM71 181V182H70ZM146 181V182H145ZM170 181V183H169ZM189 181V183H188ZM58 182V183H56ZM64 182V183H63ZM75 182V183H74ZM138 182V183H137ZM152 182V183H151ZM164 182V183H163ZM168 182V183H167ZM172 182V183H171ZM175 182V183H174ZM20 183V184H19ZM55 183V184H54ZM74 183V184H73ZM124 183V184H123ZM174 183V184H173ZM180 183V185H179ZM183 183V184H182ZM241 183V184H239ZM91 184V185H90ZM104 184V185H103ZM163 184V185H162ZM165 184V185H164ZM168 184V185H167ZM177 184V185H176ZM239 184V185H237ZM6 185V186H5ZM10 185V186H9ZM15 185V187L13 188V186ZM25 185V186H24ZM102 185V186H100ZM108 185V186H107ZM110 185V186H109ZM121 185V187L119 186ZM124 185V186H123ZM131 185V186H130ZM136 185V187H135ZM138 185V186H137ZM155 185V186H154ZM176 185V186H175ZM3 186V187H2ZM9 186V190L7 189ZM12 186V187H11ZM21 186V187H20ZM133 186L135 188H133ZM184 186V187H183ZM261 186V185H259ZM258 188H261L259 187ZM56 187V188H55ZM103 187V188H102ZM120 187V188H119ZM153 187V188H152ZM226 187V186H225ZM225 187H222V189L220 188L218 190V192H220L219 195H216L214 197V199L218 198L217 200H211L210 203H207L206 204H203L205 206H200L202 204H200L198 207H196V205L194 204L193 207H196V208H193L192 211H197L200 215L198 218H194V222L195 225H190L189 227L191 228V230L195 232H197V229L201 232V230H203L206 226L205 224L207 222H210V219L212 218L211 214L209 212H212V214L215 213V211L217 212L218 210L220 212H217V218L214 220L217 221L218 223L217 224H221L223 225L227 218V215L225 216L226 213L228 212H225L226 209L228 208L227 206H232L230 208H228L229 210H231L232 212H234V214H236V209H234V207H238L240 205V207L245 203H247V208L249 207H252V206H249L250 204H255V203H252L250 201H248L247 199L245 200V196L244 194L242 195L244 198H242L243 200H238V202H235L234 204H229L230 203L229 201V196H230V190L229 188L226 190H224ZM11 188H13L14 190H12ZM61 188V189H60ZM66 188V189H65ZM176 188V189H175ZM179 188V189H178ZM227 188V187H226ZM240 187H238L239 189ZM7 189V190H6ZM59 189V190H58ZM162 189V190H161ZM167 189V190H166ZM171 189V190H170ZM184 189V190H183ZM235 189V191H234ZM57 190V191H56ZM66 190V191H65ZM123 190V191H122ZM127 190V191H126ZM157 190V191H156ZM165 192H164V191ZM170 190V191H169ZM174 190V191H173ZM176 190V191H175ZM186 190V191H185ZM191 190V189H190ZM222 190V191H221ZM85 191V192H84ZM95 191V192H94ZM137 191V193H136ZM189 191V192H187ZM227 191V192H225ZM229 191V192H228ZM261 191V190H260ZM259 191V192H260ZM79 192V193H78ZM89 192V193H88ZM120 192V194H119ZM122 192V193H121ZM124 192V193H123ZM130 192H133V193H130ZM144 192V193H143ZM154 192V193H153ZM163 192V193H162ZM176 192V193H175ZM257 191V193H259ZM14 193V194H13ZM16 193V194H15ZM61 194L59 196V194ZM103 193V194H102ZM114 193V194H113ZM117 195H116V194ZM162 193V194H161ZM217 193V192H216ZM227 193V194H226ZM58 194V195H57ZM65 194V195H64ZM118 194L120 197H118ZM136 194V195H135ZM152 194V195H151ZM172 196H171V195ZM227 195V196H224ZM229 194V196H228ZM57 195V196H56ZM81 195V196H80ZM116 195V196H115ZM142 195V196H141ZM154 195V196H153ZM160 195V196H159ZM163 197H162V196ZM166 195V197H165ZM183 195V197L181 199H179V197ZM224 198H223V196ZM246 195V194H245ZM258 195V194H257ZM45 196V197H44ZM79 196V197H78ZM99 196V197H98ZM112 198H111V197ZM145 196V197H144ZM156 196V197H155ZM115 197V198H114ZM62 198V200L60 199ZM66 200H65V199ZM75 198V199H74ZM81 200V202H78L76 203L77 200ZM140 198V199H139ZM164 198V199H163ZM168 198L169 200H172V201H168ZM178 198V201H176ZM199 195L197 196V200H198ZM220 198V199H219ZM227 198V199H226ZM231 198V197H230ZM117 199V200H116ZM119 199V200H118ZM132 199V201H131ZM146 199V200H145ZM161 199V200H160ZM259 199H262V198H259ZM79 200V201H80ZM91 200V201H90ZM128 200V201H127ZM195 199V201H197ZM232 200V199H231ZM244 200L246 202H244ZM75 201V202H74ZM124 201V202H123ZM134 201V202H133ZM217 201V202H216ZM219 201H222L223 202V206L224 209L222 207H219L221 206V202ZM225 201V202H224ZM228 201V202H227ZM243 201V203H241ZM253 201V200H251ZM255 201V200H254ZM143 204H142V203ZM194 202V201H193ZM209 202V201H207ZM215 202V203H214ZM81 203V205H79ZM99 203V204H98ZM109 203V204H108ZM196 203V202H195ZM205 203V202H204ZM221 203V204H220ZM225 203V205H224ZM227 203V204H226ZM50 204V205H49ZM52 204H54V209H53V206ZM102 204V205H101ZM117 204V205H116ZM141 204V205H139ZM177 204V205H176ZM215 204V205H214ZM220 204V205H219ZM239 204V205H238ZM244 204V205H245ZM249 204V205H248ZM263 204V206H262ZM262 204L260 205L261 208L259 207L257 209V211H260L262 210L261 213H263L264 211V201L262 202ZM58 206V207H55ZM76 205V206H75ZM79 205V206H77ZM99 205V206H98ZM116 205V206H115ZM127 205V206H126ZM213 205V206H212ZM217 205V207H216ZM219 205V206H218ZM236 205V206H235ZM243 205V206H244ZM259 205V204H258ZM23 206V208H22ZM28 206V207H27ZM52 206V207H50ZM134 206V207H133ZM215 206V207H214ZM242 206V207H243ZM30 207V208H29ZM47 207V208H46ZM76 207V208H75ZM103 207V208H102ZM149 207V208H148ZM163 207V209H162ZM206 209H204V208ZM210 207H214L215 208H218V209H213L212 211L210 210L211 208ZM227 207V208H226ZM240 207H238L237 209H239ZM242 207L240 208V210H238L239 212L241 211ZM2 208V209H1ZM49 208H51L49 210ZM58 208V211L56 213L55 209ZM75 208V209H74ZM111 208V209H110ZM202 208V209H201ZM221 208V209H220ZM114 209V210H113ZM141 209V210H140ZM172 209V210H171ZM196 209V210H194ZM227 209V210H228ZM52 210L54 211L52 212ZM79 210V212H78ZM205 210V211H204ZM207 210V211H206ZM225 210V211H223ZM94 211V212H93ZM107 211V212H106ZM110 211V212H109ZM127 211V212H126ZM200 211V212H199ZM224 213V217L222 212ZM256 211V214H260V217L262 216V218H259V215H257V219L258 221L261 220L260 222H257L255 221L256 223H254V221H252L251 225H248L250 224L249 221L248 223L245 225L246 226V231L244 229V232H242V236L241 238H237L235 241H237V243H241V245H239V247H241V249H243V245H244V242L246 241H250L247 240V238H249L251 236V241L249 243H245L246 247L245 249H243L241 251H239V249L237 248L236 250L238 251H233L232 249L233 248H229L228 251L229 252H226L224 251L223 252V255L224 257H222V261L223 263L222 264H264V221L262 222V219H264V214H261L260 212L257 213ZM25 212V213H24ZM54 214H52V213ZM74 212H75V215H74ZM96 212V213H95ZM132 212V214H131ZM151 212V213H150ZM154 212V213H153ZM238 212V213H239ZM51 213V214H50ZM128 213V214H127ZM170 213V214H169ZM201 213V214H200ZM203 213V214H202ZM49 214L51 216H49ZM58 214V215H57ZM94 214V215H93ZM107 214V215H106ZM130 214V215H129ZM154 214V215H153ZM206 214H210V215H206ZM220 214V215H219ZM41 215H44V217H42ZM48 215V216H47ZM54 215H56L54 217ZM164 217H163V216ZM168 215V216H166ZM197 214L195 216H198ZM206 216V219H200L202 218L203 216ZM254 215V214H253ZM26 216V217H25ZM41 218L46 222V224L41 227L43 229H40V232L38 231V227L41 223L42 225V221L43 220H40V223L37 221ZM126 216V217H125ZM204 216V218H205ZM209 216V217H208ZM221 216V217H220ZM224 218H223V217ZM7 217V218H6ZM57 217V218H56ZM72 217V218H71ZM115 217V219H114ZM119 217V218H118ZM219 217V218H218ZM29 218V219H28ZM70 218V220H68ZM95 218V219H93ZM124 218V219H123ZM130 218V219H129ZM164 218V219H163ZM223 218V219H221ZM6 221H5V220ZM55 219V222L53 221ZM108 219V220H107ZM144 219V220H143ZM146 219V221H145ZM158 219V220H157ZM162 219V220H161ZM220 219V220H219ZM48 220V222L46 221ZM53 224H52V222ZM96 220V221H95ZM120 220H125L124 222L120 221ZM136 220V222H135ZM207 221L206 223H204L203 221ZM212 220V221H213ZM115 221V222H114ZM200 221V223H198ZM203 223H202V222ZM223 221V222H222ZM251 221V220H250ZM7 222V223H6ZM35 222V223H34ZM51 222V223H50ZM212 222V223H214ZM230 222V221H229ZM233 222L235 223L236 221H232L231 223H226L225 226H228L230 227ZM36 223H37V226H36ZM50 223V224H49ZM66 223L68 225H66ZM114 223V224H113ZM119 223V224H118ZM121 223H123L122 225H120ZM126 223V224H125ZM129 223V224H128ZM151 223V224H150ZM201 223L203 224V226L201 227ZM263 223V224H262ZM48 224H49V229L47 228L48 227ZM100 224V225H99ZM208 224V223H207ZM206 224V225H207ZM255 224V225H253ZM256 224H259V225H256ZM262 226H261V225ZM34 225V226H33ZM93 225V226H92ZM121 228H120V226ZM125 225V226H123ZM143 225V226H142ZM197 225V227H196ZM230 225V226H229ZM46 226V227H45ZM64 230V235H63V230L59 229L61 228ZM75 226V227H74ZM98 226V227H97ZM114 226V227H113ZM117 226V227H116ZM192 226V227H191ZM196 228H194V227ZM200 226V228H199ZM251 226H255V228L251 227ZM257 226V227H256ZM260 226V227H259ZM117 229H116V228ZM119 227V229H118ZM150 227V228H149ZM184 226L182 225V229L184 230L183 228ZM248 227V228H247ZM34 228V229H33ZM40 228V226H39ZM124 228V229H123ZM137 230H136V229ZM156 230H155V229ZM158 228V229H157ZM186 228V227H185ZM190 228H188L190 230ZM225 228V227H224ZM223 228V229H224ZM227 228V227H226ZM225 228V229H226ZM255 229L254 232L251 233L249 232L250 230L248 229ZM258 228V230H257ZM61 230L60 233L59 230ZM115 229V230H114ZM154 229V230H152ZM222 229V230H223ZM37 230V231H36ZM41 230H45L44 232H41ZM49 232H48V231ZM58 230V231H57ZM118 230V231H117ZM142 230V231H141ZM145 230V231H144ZM147 230V231H146ZM221 230V231H222ZM243 230V228H242ZM98 231V232H97ZM141 231V232H140ZM155 231V232H154ZM193 231V232H194ZM219 231V232H221ZM39 232V233H38ZM58 232V235L56 234ZM89 234H88V233ZM115 232V233H114ZM144 232V233H143ZM249 232V233H248ZM43 233H45L46 235H44ZM75 233V234H74ZM85 233V234H84ZM95 233V234H94ZM113 233V234H112ZM125 233V234H124ZM138 233V234H137ZM153 235L151 237V234ZM199 233V232H198ZM245 233V234H244ZM255 233V234H254ZM258 233V234H257ZM61 234V235H59ZM66 234V235H65ZM83 234V235H82ZM103 234V235H102ZM111 234V235H110ZM115 234V235H114ZM120 234V235H119ZM209 234V233H208ZM218 234H221V233H218ZM249 234V235H248ZM260 234V235H259ZM32 235V236H31ZM57 235V236H56ZM180 235V234H179ZM178 235V236H179ZM245 235V237H243ZM248 235V236H247ZM2 236V237H1ZM6 236V237H4ZM63 236V237H62ZM134 236V237H133ZM178 236H174L173 238L170 239V241L174 239L173 242H171L170 244V241L168 242L169 245L168 248L166 247L165 250H167V252L165 251V254L163 253L162 254V259L161 257L158 258V257H155V261H157L158 259H160L159 263L160 264H172L171 262H169V260L171 259L172 262L175 261L173 260L174 257L179 254H182L183 251H184V247H186V244L184 243H187L188 240H191L189 238H186L185 235H182L179 236V238L175 239V237H178ZM183 236H185V239H187V242L185 239H183ZM247 236V238H246ZM38 237V238H37ZM40 237V238H39ZM60 237V238H59ZM62 237V238H61ZM147 237V238H145ZM151 237V238H150ZM244 241H243V239ZM255 237V239H254ZM53 238L56 239L54 241L58 242V247H56L55 245L57 244H54L56 242L53 241ZM60 240H59V239ZM65 240H64V239ZM110 241H109V239ZM112 238V239H111ZM263 238V239H262ZM6 239V240H5ZM40 239V240H39ZM44 240V242H39L41 240ZM84 239V240H83ZM116 242H114L115 240ZM141 239V240H139ZM181 239L184 241L182 242ZM242 241H241V240ZM260 239V240H259ZM59 240V241H58ZM70 240V241H69ZM114 240V241H113ZM246 240V241H245ZM37 241V242H36ZM54 243H53V242ZM62 241V247L61 245H59ZM95 241V243H94ZM148 241V244L145 246V243L144 242H147ZM151 241V242H150ZM207 241V240H206ZM239 241V242H238ZM261 241V242H260ZM64 242V243H63ZM79 242V243H78ZM92 242H93V245H92ZM99 242V243H98ZM150 242V243H149ZM32 243V244H31ZM36 243V244H35ZM40 243V244H39ZM51 243V244H50ZM54 245H53V244ZM77 243V244H76ZM113 243V244H112ZM139 243V244H138ZM167 243V244H168ZM173 243V244H172ZM236 243V244H237ZM261 243V244H260ZM42 244V245H41ZM177 244V245H175ZM181 246H180V245ZM183 244V245H182ZM253 244V245H251ZM259 246H258V245ZM37 245V246H36ZM41 245V246H40ZM48 245H51L52 246V249L54 251L57 250V253H60L57 255L56 252L54 253V251H50L49 250H52V249H49L51 246H48ZM106 245V246H105ZM139 245V246H138ZM185 245V246H184ZM205 245V244H204ZM28 246V247H27ZM48 246V248H47ZM59 246L61 247L62 249V252L59 248ZM83 246V248H82ZM105 246V247H104ZM140 246H143V247H140ZM170 246V248H169ZM172 246V247H171ZM32 247V248H31ZM78 247V248H77ZM73 248V249H72ZM136 248V249H135ZM175 248V249H174ZM178 248V249H177ZM179 248H182L180 249L181 252L179 251ZM37 249V250H35ZM47 249V250H46ZM94 249V250H93ZM142 250V252H139L140 250ZM174 249V250H173ZM27 250V252H26ZM30 250V252H29ZM88 250V251H87ZM261 250V251H260ZM9 251V252H8ZM11 251V252H10ZM34 251V253H33ZM38 251V252H36ZM41 251V252H40ZM69 251V252H68ZM179 251V252H178ZM246 251V252H245ZM68 252V253H67ZM81 252V253H80ZM87 252V253H86ZM174 254H173V253ZM234 252V253H233ZM240 252V253H239ZM250 252V253H249ZM10 253V254H9ZM53 253V254H52ZM77 253V254H76ZM90 253V254H89ZM177 255H176V254ZM231 253V254H230ZM6 254V255H5ZM18 254V255H17ZM45 254V255H44ZM21 255V256H20ZM56 257L60 256V259L59 257L54 259L55 256ZM77 255V256H76ZM171 255V256H170ZM174 255V256H173ZM234 255V256H232ZM239 258H237L236 256ZM240 255V256H239ZM256 255V256H255ZM34 256V257H33ZM45 256V258H44ZM50 256L52 258H50ZM67 256V257H66ZM137 256V257H136ZM173 256V257H172ZM225 256H227L225 258ZM246 256V257H245ZM255 256V257H254ZM10 257V259H8ZM15 257V258H14ZM21 257V258H20ZM24 257V258H22ZM54 257V258H53ZM77 257V258H75ZM79 257V258H78ZM136 257V258H134ZM231 257H235V260L233 262V259L234 258H231ZM33 258V259H32ZM34 258L36 260H34ZM63 258V259H62ZM225 258V259H224ZM228 258H231L229 259L230 262L227 263V259ZM257 258V259H255ZM39 259V260H38ZM59 259V261H58ZM72 259V260H71ZM76 259V261H75ZM135 260V261H131V260ZM176 259V258H175ZM225 261H224V260ZM34 260V261H33ZM55 260V261H54ZM130 262H129V261ZM161 260H163L161 262ZM228 260V261H229ZM257 260V261H256ZM263 260V261H262ZM29 261V262H28ZM67 261V262H66ZM153 261V260H152ZM237 261V262H236ZM16 262V263H15ZM45 262V263H46ZM167 262V263H166ZM169 262V263H168ZM236 262V263H235ZM245 262V263H244ZM55 263V264H57Z\"/></svg>",
  "mask_w": 264,
  "mask_h": 264
},
{
  "label": "bare ground",
  "instance_id": "obj_2",
  "mask_svg": "<svg viewBox=\"0 0 264 264\" xmlns=\"http://www.w3.org/2000/svg\"><path fill=\"white\" fill-rule=\"evenodd\" d=\"M37 2V1H39V0H31V3L33 2ZM45 1V0H44ZM56 1V0H55ZM73 1V0H72ZM104 1L105 0H103L102 1V5H103V3H104ZM110 1V0H109ZM109 1H107V2H109ZM115 1H117V0H115ZM138 1V0H137ZM174 1V0H173ZM200 0H175L174 2H175V6H173L174 7V11L172 12V13H174V17H172V19H171V21L172 20H174L173 21V26H170L171 24H172V22H171V24L169 25L170 27H172L171 28V30L168 32V29H169V27H168V29L166 30L168 33H163L162 31H163V28H165V26H162L163 28H161L162 29V31L161 32H157V34H154V30H155V28L157 29L158 27H160L161 26V24H160V26H158V22H159V20H161L162 19V17L161 16H159V20L157 19V26L155 25V23H154V25L156 26L155 28H154V30H152L153 31V34H154V36L156 37V38H159L160 36H162V37H164L165 38V41H166V44H164V46L162 47V46H160V48H163L162 50L161 49H159L158 51H157V53H155L154 55H153V57L150 59V61H149V64H147L146 62H144V66L145 67H147V65H148V67H147V70H146V73H144L145 74V77H144V75L142 74L144 71H143V69H141L140 71H139V73L141 74V75H143V77L141 78V81H142V79H144L145 78V80H144V82L142 83L143 85H142V87H141V89H136V93H137V90L139 91V95L137 94V100H136V102H135V104H134V107L132 108L131 106L129 107L130 109H132V111L130 112L131 113V115H130V118L128 117V116H125V117H128L129 119V121H127L128 122V124L125 126V128L123 129V127L122 126H124L126 123L125 122H123V123H125L124 125H121V127H122V129L123 130H121V132L123 131V135H122V138L120 137V136H117V138H121V141H119L118 143H117V145H118V147H117V151H118V154H119V156H121V155H123V153L125 154L126 153V151H129L130 152V145L131 144H133V143H135V142H137L136 141V139L134 140L135 142H133V138H134V135H139V134H136L135 133V131H136V128H139V126L137 127V125H139V115L142 113V117H144V115H145V113L143 114V111L144 112H146V115H147V111L146 110H144V109H146L147 107H148V104H150V105H152L151 103H150V101H151V99L154 97V95L151 97V99H150V96H151V94H153L154 93V90H157L156 89V87L158 88H162V87H160L159 86V84H161V82L163 81L164 82V80L165 79H167V77L165 76V75H170V78H171V74L167 71V73L168 74H166L165 72H166V68H168V64H169V62L171 61V59L174 57V55L177 53V51L179 50V47L181 46V45H184L185 46V43H183L184 41L185 42H187L186 40V38H188L189 36H190V38L192 37V34H193V36H194V33H195V27L197 28V26H196V24H198V18H199V16L201 15V12L199 11V10H201V9H203V8H205L206 9V6L208 5V7L210 8L211 7V5H212V3H213V1L214 0H204L205 2H206V6L205 7H202V5L201 6H199V7H202V8H198V4H200L201 3V1L199 2ZM240 1V0H239ZM242 1V0H241ZM248 1H250V0H245V3L246 2H248ZM253 1V0H252ZM257 0H255V2H254V4L256 3V4H258L257 2H259V0L256 2ZM14 2V3H13ZM15 0H4L3 1V3H2V5H1V7H0V51L1 50H3L4 49V46H6V44L8 45V37H10L9 36V34L11 33V30L13 29V27H14V25H12V24H14L15 22H13L12 23V20H14L13 18V14H15L18 10V8H16V6L17 5H15L16 3H19V2H16ZM43 2V1H42ZM58 2H62L63 3V1H59L58 0ZM118 2V1H117ZM120 2V1H119ZM147 2V1H146ZM156 2V1H155ZM221 2V1H220ZM224 2V1H223ZM261 2V4L262 5H264V0H261L260 1ZM31 3H30V5H31ZM32 3V4H33ZM40 3V2H39ZM44 3V2H43ZM45 3H46V1H45ZM73 4H71V1H70V8H69V13L67 12V15L66 16H68V18L69 19H67V21L69 20V22H67V24H69V25H65L66 26V29H65V31L66 32H64V30H62L64 33H65V36H64V39H62L63 41H62V43H60V47H61V58H62V63H60V64H62L61 65V67H60V69L62 68L63 70H64V72H66V73H68V78L70 77V75H72L74 72V69L76 70V67H77V63H79L80 62V55H81V52L84 54V51L86 50V49H88L89 47H87L86 49H83V48H85V46H89V44L91 43V41H92V36H90V34L92 33V31L95 29V27L97 26V18H98V16L100 15V13L102 12V5H101V0H75V1H73L72 2ZM129 3V2H128ZM149 3H150V1H149ZM152 3V2H151ZM166 3V2H165ZM168 3V2H167ZM234 3V2H233ZM237 3V2H236ZM13 4L15 5V6H13ZM35 4L36 3H34L33 4V7L35 6ZM38 4V3H37ZM41 4V3H40ZM47 4V6L50 4L51 5V3H46ZM56 4V3H55ZM54 4V5H55ZM58 4V3H57ZM106 3H104V5H105ZM110 4V3H109ZM119 4V3H118ZM126 4H127V2H126ZM205 4V3H204ZM216 4V3H215ZM240 5H242L241 3H239ZM253 4V3H252ZM255 4V5H256ZM261 4L259 3V5H257L256 7H261ZM19 5V4H18ZM23 5H24V2H23ZM23 5H22V7H23ZM26 5V4H25ZM28 5V4H27ZM44 6H45V4H43ZM136 5V4H135ZM161 5V4H160ZM164 5V4H163ZM235 5V4H234ZM233 5V6H234ZM238 5V4H237ZM247 5H250V2H249V4H246V6H243L242 7V9H244V11H245V9H246V7H247ZM38 6V5H37ZM40 6V5H39ZM57 6V5H56ZM129 6V5H128ZM146 6V5H145ZM158 6V5H157ZM156 6V7H157ZM162 6V5H161ZM161 6H160V8H161ZM217 6V5H216ZM220 6V5H219ZM224 6V5H223ZM252 5H250V7H251ZM14 7H15V10H17V11H15L14 10ZM18 7V6H17ZM27 7V6H26ZM46 7V6H45ZM105 7H107L108 8V5L107 6H105ZM124 7H125V5H124ZM124 7L122 8V9H124ZM131 7V6H130ZM164 7L165 6H162V8L164 9ZM249 7V6H248ZM255 6H253L252 8H256ZM21 8V7H20ZM25 8V7H24ZM30 8V7H29ZM35 8V7H34ZM38 8V7H37ZM54 8H56V7H54ZM116 8H117V6H116ZM135 8V7H134ZM140 8H141V6H140ZM140 8H136V10H138V9H140ZM159 8V9H160ZM166 8H168L167 6L165 7V9ZM213 8V7H212ZM215 8V7H214ZM222 8V7H221ZM229 8V7H228ZM264 8V7H263ZM39 10L38 11H40L41 9L40 8H38ZM44 9V8H43ZM43 9H42V11H43ZM49 9V8H48ZM51 9V8H50ZM49 9V10H50ZM52 9H53V6H52ZM59 9V8H58ZM62 9V8H61ZM104 9V8H103ZM145 9V8H144ZM204 9V11H208V10H212L211 8L210 9H206L205 10ZM216 9V8H215ZM223 9V8H222ZM64 10V9H63ZM105 10H106V8H105ZM125 10V9H124ZM124 10H122V11H124ZM153 10V9H152ZM157 10V9H156ZM161 10V11H160ZM160 10H158L159 11V13L161 12L162 13V9H160ZM171 10V9H170ZM226 10V9H225ZM225 10H223L222 12H221V14H220V16H218V15H216L217 17H213V21L211 22L210 21V25H209V23H208V28L206 27V31H203V30H201L202 32H204L203 33V35H202V33H201V38L200 39H197V38H195L196 39V41H197V43H198V58H196L197 59V63H198V61H199V63H200V65H201V63H203L204 61H205V59H206V57L208 56L209 57V53L210 52H212L213 53V51H211V50H213V48H215V47H213L212 48V46H218V44H215L216 42H215V37H217V35H215L219 30L221 31V29H222V23H224V25L225 26H223V27H226V25H227V23L225 24V22H224V20H226L225 18L227 17H225L224 18V16H222V14L223 13H225V15H227L226 13H228V11H226V12H224ZM228 10V9H227ZM246 10H250V9H246ZM255 9H253V11H254ZM260 10V9H259ZM258 10V11H259ZM26 11H27V9H26ZM25 11V14L26 13H28V11L26 12ZM31 11V10H30ZM41 11V12H42ZM53 11H55V12H53V13H56V10L54 9ZM59 11V10H58ZM67 11V10H66ZM121 10H120V14H122L123 12H122ZM149 11V10H148ZM166 11V10H165ZM202 12H204L203 10H201ZM213 11H215V10H212V12ZM232 11V10H231ZM234 11H235V9H234ZM237 11H240V10H237ZM244 11H240L239 13H241L240 14V16H242V17H245V16H243V13L242 12H244ZM250 11H252V9L250 10ZM250 11H248V14L246 15V16H248V15H250L249 14V12ZM257 11V10H256ZM32 12V11H31ZM34 12V11H33ZM44 13H45V11H43ZM64 12V11H63ZM105 13H106V11H104ZM103 12V13H104ZM109 12H110V10H109ZM129 12V11H128ZM128 12H126V13H128ZM211 12V11H210ZM209 12V14H210V16H211V13ZM216 12H217V10H216ZM245 12H247V11H245ZM244 12V15L246 14ZM255 12V11H254ZM18 13V12H17ZM30 13V12H29ZM47 13V12H46ZM51 13H52V10H51ZM102 13V14H103ZM117 13V12H116ZM160 13V14H161ZM166 13H167V11H166ZM205 13V12H204ZM218 13V12H217ZM238 13V12H237ZM238 13V14H239ZM251 13V12H250ZM257 13H259V12H257ZM57 14V13H56ZM56 14H55V16H56ZM59 14V13H58ZM119 14V15H120ZM137 14V13H136ZM143 14V13H142ZM159 14V15H160ZM162 14H165L164 13V11H163V13ZM161 14V15H162ZM203 14V13H202ZM209 14H208V16H209ZM219 14V13H218ZM263 14V13H262ZM27 16H28V14H26ZM25 15V16H26ZM33 15H35V14H33ZM38 15V14H37ZM39 15H40V12H39ZM45 15V14H44ZM44 15H43V17H44ZM51 15V14H50ZM62 15H63V13H62ZM150 15V14H149ZM166 15V14H165ZM173 15V14H172ZM234 15V14H233ZM261 15V14H260ZM15 16V15H14ZM24 15H22L21 17L22 18H24V19H27L26 17H25ZM42 16V15H41ZM46 16V15H45ZM49 16V15H48ZM47 16V17H48ZM116 16V15H115ZM117 16H118V14H117ZM130 16V15H129ZM203 16V15H202ZM202 16L200 17V18H202ZM205 16V15H204ZM208 16H205V18L207 17L208 18ZM237 16V15H236ZM251 16H252V14H251ZM253 16H255V18H256V16H259V15H257L256 14V12H255V15H253ZM253 16H252V20L254 19L253 18ZM13 17V18H12ZM30 15H29V17H28V19L30 20H26V21H28V22H31V19H30ZM33 17H35V16H33ZM32 17V18H33ZM58 18H60L59 17V15L57 16ZM142 17V16H141ZM145 17V16H144ZM163 17H166V16H164L163 15ZM168 17V16H167ZM224 18V20H223V18ZM230 17H232V15L230 16ZM229 17V18H230ZM238 17V19L240 18L239 16H237ZM241 17V18H242ZM38 18H39V16H38ZM38 18H37V20H38ZM49 18H51V17H49ZM62 18H64V17H62ZM118 18V17H117ZM149 18V17H148ZM161 18V19H160ZM170 18H171V16H170ZM174 18V19H173ZM200 18H199V20H200ZM204 18V19H205ZM215 18V19H214ZM240 18V19H241ZM24 19H22L23 20V27L25 26L24 24H28V22H26V23H24L25 21H24ZM34 19V18H33ZM32 19V20H33ZM203 19V18H202ZM201 19V20H202ZM210 19V18H209ZM236 19V18H235ZM235 19H231V20H233L234 21V23L236 24L237 22H235ZM21 20V21H22ZM36 20V21H37ZM45 20H46V17H45ZM49 20H51V19H49ZM61 20V19H60ZM152 20V19H151ZM164 21H163V23H165L166 24V22L167 21H169V19L167 20V21H165V18L163 19ZM231 20H228V18H227V22L228 21H231ZM242 20V19H241ZM239 21L238 20V25H242V24H240V22H242V21ZM255 20V19H254ZM19 21V20H18ZM34 21H35V19H34ZM35 21V22H36ZM40 21V20H39ZM42 21V20H41ZM54 21H56V19L54 20ZM53 21V22H54ZM101 21V20H100ZM100 21H98V22H100ZM108 21V20H107ZM129 21H131L130 19H129ZM236 21H237V19H236ZM244 21V20H243ZM248 22H249V20H247ZM57 22V21H56ZM149 22V21H148ZM170 22V21H169ZM203 23H204V21H202ZM201 22V23H202ZM207 22V21H206ZM209 22V21H208ZM245 22V21H244ZM246 23V24H249V25H251V22L250 23ZM48 23V22H47ZM118 23L119 22H117V24L115 25V26H117L118 25ZM133 23V22H132ZM140 23V22H139ZM145 23V22H144ZM163 23H162V25H163ZM168 23V22H167ZM231 23V22H230ZM243 23V22H242ZM255 23H257L256 24V27H255V32H253L254 33V38H252V39H254L253 40V45L254 46H256V47H254L253 48V46L251 47V48H253V61L251 62V67H250V69H249V67H248V73H247V71L245 72V75L244 74H242L241 76H242V80H243V82H242V86L239 88L240 89V91L236 94V96L233 98V102H232V107H231V110L229 111V114H228V116H226L227 118H226V120H225V122H222V123H224V128L222 127V131H219L220 133L218 134H214V136L215 135H218L215 139L216 140H214V138L213 137H211V138H213V140L215 141H213L212 143H214V145H213V157H212V162H211V164H210V167L208 168L207 167V169L208 170H206L207 172L206 173H204V171L202 172V173H204V175L203 174H200V175H203L202 177H200V178H198V179H196V180H198V182L197 181H195L196 183H195V185H194V187L193 188H190V189H188L189 191H187V192H189V193H187V195H185V193H184V198L182 199V200H179L180 201V203H181V201L183 202L184 201V203L182 204H179V202H178V205L175 207L174 205H173V207L174 208H172L171 210H172V212H171V214L169 215V217H167L166 219L167 220H165L164 218V222L160 225V227H158L157 229H158V231L157 232H155L156 234L153 236L151 233V237H152V239H148V240H151L150 242H151V244H148V241L147 242H144L145 243V246L146 247H144L145 249H144V251L142 252V250H140L139 252H142V253H140L141 255L140 256H138L139 258L137 259L136 257H134V258H136L135 260H136V262L134 263V264H160L159 263V261H160V259H158L157 261H155L154 259H155V257H158V258H160L161 256H162V254L164 253L165 254V251L167 252V250H165V248L167 247L168 248V246L167 245H169V241H170V239L171 238H173L174 236H178L179 234V236H181L182 237V235H185L186 236V238H189L190 236V238L189 239H191V240H188V242H187V239H185V236H183V239H185L186 240V242L187 243H184V244H186V247H184V251H183V253L182 254H179V255H177L176 253V255H177V257L175 256L174 257V259L173 260H175V261H173L172 262V260L170 259L169 260V262H171L172 264H222L223 263V261H222V257H224V256H222L223 255V252L224 251H226V252H229L228 251V249L230 248H233L232 250L234 251H238V250H236L237 248L239 249H241V247H239V245H241V243H237V241H235L237 238H241V236H242V232H244V229L246 228V224L248 223V221H249V223L250 224H248V225H251V223H252V221H254V223H256L255 221H257V222H260L261 220H259L258 221V219H257V215H259V218H262V216L260 217V214H257L256 216H255V214H256V211H257V209L260 207L261 208V204H262V202L264 201V162H261L260 164H256V166L254 167V169H252V170H254V171H251V177L250 178H248V180L246 181V183H244L243 184V182H241L242 180H240V182L242 183V185L241 186H238V187H240L239 189H238V187L236 188V192H232L233 190V188L235 187L234 185H236V182H238L239 180V174L241 173L240 171H241V169L244 167V165H245V163L247 162V159L253 154V152L255 151H258L257 149H258V147H259V144L260 143H262L261 141H263L264 140V14L263 15H261V18L260 19H257V22H255ZM31 23H29V25H30ZM40 24H41V22H40ZM42 24H44L43 23V21H42ZM59 24H60V22H59ZM62 24V23H61ZM64 24L65 23H63V26H64ZM100 24V23H99ZM121 24H122V22H121ZM120 24V26L122 27V25ZM164 24V25H165ZM205 24H207V23H205ZM204 24V25H205ZM222 24V25H221ZM229 24V23H228ZM245 24V23H244ZM47 26H46V28H45V30L44 31H42V32H40V34L38 35V37L36 36V40H34L36 43V51H34V50H32L31 48V50L30 51H34L35 53V55H33V53H32V61H31V63L29 64L30 66H29V74H31V76L33 75V76H35V74H36V71H37V67H38V61L41 59H38L39 57H41L40 55H43L44 53L45 54H47V49H48V47H49V45H51L50 44V38H49V35H50V30L53 28V25H54V23L52 24V22L50 21V23H48V24H46ZM114 25V24H113ZM201 25V24H200ZM199 25V27H198V30H200L199 28L200 27H202V25L200 26ZM203 25V26H204ZM221 25V27L219 28V26ZM233 25V24H232ZM231 25V29H232V27L233 28H235L236 26H237V24H236V26L234 27V26H232ZM248 25V26H249ZM21 25H19V27H20ZM28 26V25H27ZM26 26V27H27ZM37 26V25H36ZM120 26L118 25V27L120 28ZM140 26V25H139ZM148 26V25H147ZM151 26V25H150ZM230 26V25H229ZM228 25H227V27H229ZM244 26H246V25H243V28H244ZM252 26H254V24L252 25ZM16 27H17V25H16ZM26 27H24L25 29H27ZM44 27H45V25H44ZM101 27H102V25H101ZM145 27V26H144ZM238 27H240V26H238ZM237 27V28H238ZM22 28V27H21ZM28 28H29V26H28ZM97 28H100V27H97ZM117 28V27H116ZM127 28V27H126ZM128 28H129V26H128ZM130 28H131V26H130ZM167 28V27H166ZM203 28V27H202ZM201 28V29H202ZM205 28V27H204ZM218 28H219V30H218ZM237 28H235V29H237ZM242 28V29H243ZM25 29H21V33L23 34V31L25 32ZM40 29V28H39ZM38 29V30H39ZM54 29V28H53ZM58 29H60V27L58 28ZM62 29V28H61ZM113 29V28H112ZM146 29H147V27H146ZM159 30H161L160 28H158ZM235 29H232V31L233 30H235ZM241 29V30H242ZM246 29H247V27H246ZM252 29V28H251ZM251 29H248V30H251ZM20 30V29H19ZM28 30V29H27ZM37 30V29H36ZM38 30H37V32H38ZM101 30V29H100ZM109 30V29H108ZM121 30V29H120ZM126 30V29H125ZM145 30V29H144ZM218 30V31H217ZM226 30V29H225ZM228 30H230V27H229V29ZM228 30H226L227 31V33H228ZM245 30V29H244ZM253 30V29H252ZM251 30V31H252ZM54 31H55V29L53 30V32H52V34H55L54 33ZM95 31H97V30H95ZM94 31V34L96 33ZM128 31V30H127ZM148 31V30H147ZM156 31H158V30H156ZM164 31H165V29H164ZM217 31V32H216ZM232 31H229V33H231ZM238 31V30H237ZM246 32H247V30H245ZM254 31V30H253ZM15 32V31H14ZM27 32V31H26ZM25 32V33H26ZM61 32V31H60ZM59 31H58V33H60ZM98 32H100V31H98ZM97 32V33H98ZM109 32L111 33V36H112V34H113V30H112V32L109 30ZM200 32V31H199ZM239 32H241V31H239ZM242 32H244V31H242ZM241 32V33H242ZM24 33V34H25ZM120 33V32H119ZM143 33V32H142ZM145 33V32H144ZM156 33V32H155ZM221 33V32H220ZM226 33V34H227ZM228 33V34H229ZM241 33H239L240 35H242ZM250 33V32H249ZM252 33V34H253ZM21 34V36H24V34L22 35ZM52 34L50 35V36H52ZM93 34V33H92ZM91 34V35H92ZM99 34V33H98ZM102 34V33H101ZM147 34V33H146ZM199 35H200V33H198ZM219 34V33H218ZM244 34V33H243ZM251 34V33H250ZM11 35V34H10ZM36 35V34H35ZM96 35V34H95ZM108 35V34H107ZM110 35V34H109ZM128 35V34H127ZM126 35V36H127ZM150 35H151V33H150ZM232 35V34H231ZM245 35V34H244ZM243 35V36H244ZM103 36H106V35H103ZM120 35L118 34V37H119ZM140 36V35H139ZM149 36V35H148ZM152 36V35H151ZM154 36H153V38H154ZM195 36H197V35H195ZM239 36V35H238ZM238 36H237V38H238ZM91 37V40L89 39ZM95 37V36H94ZM112 37H114V36H112ZM129 37V36H128ZM127 37V38H128ZM145 37V36H144ZM197 37H199V36H197ZM241 37V36H240ZM248 36H246V38H247ZM55 38V37H54ZM57 38V37H56ZM117 38V37H116ZM115 38V39H116ZM146 38H148V37H146ZM152 38V37H151ZM149 39V40H152V39ZM161 38V37H160ZM159 38V39H160ZM241 38H243V37H241ZM11 39V38H10ZM26 39V38H25ZM27 39H28V37H27ZM102 39V38H101ZM113 39V38H112ZM125 39H126V37H125ZM128 39H130V38H128ZM162 39V38H161ZM191 39H193V38H191ZM191 39H189L191 42H190V45L191 44H193L192 43V41L194 42V40H191ZM217 39H218V37H217ZM233 39V38H232ZM243 39H245V38H243ZM249 39V38H248ZM19 40H21V39H19ZM58 40V39H57ZM89 40V44H87V41ZM139 40V39H138ZM141 40V39H140ZM139 40V41H140ZM157 41V39H155L154 38V41H153V44H155L154 42H156ZM164 40V39H163ZM163 40H162V43H163ZM234 40H236L235 38H234ZM242 40V39H241ZM247 40V39H246ZM17 41V40H16ZM26 41V40H25ZM33 41V42H34ZM101 41H103V40H101ZM118 41V40H117ZM126 41V40H125ZM131 41V40H130ZM144 41H145V39H144ZM146 41H148V40H146ZM161 40H159L158 41V43L160 42ZM165 41H164V43H165ZM195 41V42H196ZM217 41V40H216ZM236 41H238V40H236ZM250 41H252V40H250ZM14 42H15V39H14ZM20 42V41H19ZM30 42V41H29ZM60 42V41H59ZM100 42V41H99ZM110 42V41H109ZM126 42H128V40L126 41ZM150 42V41H149ZM194 42V44H196ZM218 42V41H217ZM241 42V41H240ZM243 42V41H242ZM10 43V45H12L13 44V41H12V44H11V41L9 42ZM22 43V42H21ZM25 43V42H24ZM94 43V42H93ZM92 43V44H93ZM105 43V42H104ZM130 43V42H129ZM139 43V42H138ZM235 43V42H234ZM243 43H245V42H243ZM243 43H241V45L243 44ZM33 44V43H32ZM59 44V43H58ZM87 44V45H86ZM97 44H98V42H97ZM124 44H125V42H124ZM123 44V45H124ZM140 44V43H139ZM142 44V43H141ZM147 44V43H146ZM152 44V43H151ZM152 44V45H153ZM157 44V43H156ZM155 44V45H156ZM188 44H189V41H188ZM239 42L238 43H235V45L234 44H232V46H233V48H231L232 50H231V53H230V56L228 57L229 58V62L231 63V62H234L235 61V65H237V63L238 62H236L241 56V58H243L244 59V51L242 52V54H241V51H240V48L241 47H243V46H239ZM248 44H250V43H248ZM10 45L9 46H6V47H10ZM13 45H15V44H13ZM16 45H17V43H16ZM15 45V46H16ZM26 45V44H25ZM24 45V46H25ZM33 45V46H34ZM96 45V44H95ZM122 45V46H123ZM132 45V44H131ZM150 45V44H149ZM149 45H147L149 48V50L151 49V48H153L152 47V45H150L151 46V48H150V46ZM155 45H154V47H155ZM160 45H162V44H160ZM226 45V44H225ZM21 46V45H20ZM28 46H30V45H28ZM33 46H31V47H33ZM54 46V45H53ZM58 46V45H57ZM129 46V47H128ZM135 46H136V44H135ZM134 46V47H135ZM159 47V45H156V47ZM187 46V48H184V47H182L181 46V50H182V48H184L185 50L186 49H188V45H186ZM193 46V45H192ZM196 46H197V44H196ZM216 46V47H217ZM246 46H248V45H246ZM246 46H244V48L246 47ZM6 47H5V49H6ZM27 47V46H26ZM51 47V46H50ZM99 47V46H98ZM104 47V46H103ZM124 48H125V46H123ZM126 47H128L127 48V50H126V48H125V51H127L128 52V50L130 49V45H128V43H126ZM145 48H146V46H144ZM155 47V48H156ZM220 47V46H219ZM240 47V48H239ZM3 48V49H2ZM23 48V47H22ZM28 48V47H27ZM97 48V47H96ZM108 48V47H107ZM155 48H154V50H155ZM192 48H194V49H196V47H192ZM18 49V48H17ZM82 49L84 50V51H82ZM133 49V48H132ZM132 49H131V52H132ZM191 49V48H190ZM219 49V48H218ZM242 49V48H241ZM246 49V48H245ZM244 49V50H245ZM250 49V48H249ZM255 49V50H254ZM12 50V49H11ZM44 50H46V51H44ZM57 50V49H56ZM113 50V49H112ZM117 50V49H116ZM122 50H124L123 48H122ZM152 50V49H151ZM184 50V52H186ZM215 50V49H214ZM230 50V49H229ZM7 51V50H6ZM20 51V50H19ZM50 51V50H49ZM60 50H58V53H60L59 52ZM90 51V50H89ZM92 51V50H91ZM102 51H103V49H102ZM134 51H136V48H135V50ZM197 51V50H196ZM249 51V50H248ZM11 52V51H10ZM18 52V51H17ZM26 52V51H25ZM44 52V53H43ZM52 52V51H51ZM87 52V51H86ZM123 52V51H122ZM127 52H124V53H127ZM130 52V51H129ZM129 52H128V54H129ZM130 52V53H131ZM183 51H181V53H182ZM8 53V52H7ZM15 53V52H14ZM30 53V54H31ZM43 53V54H42ZM102 53V52H101ZM114 53H115V51H114ZM119 53V52H118ZM123 53V54H124ZM12 54H13V52H12ZM20 54V53H19ZM27 54V53H26ZM57 54V53H56ZM127 54V55H128ZM133 54V53H132ZM131 54V55H132ZM178 54V53H177ZM220 54V53H219ZM0 55H1V52H0ZM50 55V54H49ZM52 55V54H51ZM50 55V56H51ZM54 55H55V53H54ZM54 55H53V57H54ZM59 55V54H58ZM102 55V54H101ZM108 55V54H107ZM183 55V54H182ZM213 55V54H212ZM247 55V54H246ZM245 55V56H246ZM9 56V55H8ZM16 56V55H15ZM25 56V55H24ZM44 56V55H43ZM42 56V57H43ZM103 56V55H102ZM124 56V55H123ZM122 56V57H123ZM126 56V55H125ZM181 56V55H180ZM179 56V58H182V57H180ZM23 57V56H22ZM29 57H30V55H29ZM47 57V56H46ZM46 57H45V59L44 60H46ZM60 57V56H59ZM121 57V58H122ZM133 57V56H132ZM132 57H129V58H132ZM135 57V56H134ZM145 57V56H144ZM186 57V56H185ZM207 57V58H208ZM30 58V59H31ZM49 58V57H48ZM56 58H58V57H56ZM124 58V57H123ZM128 58V57H127ZM126 58V59H127ZM138 58V57H137ZM188 58V57H187ZM240 58V59H241ZM249 58H250V56H249ZM3 59V58H2ZM43 59V58H42ZM50 59V58H49ZM82 59H84V58H82ZM92 59V58H91ZM90 59V60H91ZM189 59V58H188ZM209 59H211V58H209ZM208 59V60H209ZM23 60V59H22ZM26 61L28 60V59H25ZM56 60V59H55ZM122 60V59H121ZM178 60V59H177ZM183 60V59H182ZM227 60V59H226ZM242 60V59H241ZM247 60V59H246ZM251 60V59H250ZM249 60V61H250ZM19 61V60H18ZM42 61V60H41ZM48 61H50V60H48ZM83 61V60H82ZM81 61V65H83L84 67H85V62L83 61L82 62ZM94 61V60H93ZM105 61V60H104ZM113 61V60H112ZM115 61V60H114ZM123 61V60H122ZM129 61H130V59H129ZM133 61V59L129 62L130 64L131 63H133L132 62ZM140 61V60H139ZM148 61V60H147ZM175 61H176V59H175ZM179 61H180V59H179ZM178 61V62H179ZM207 61V60H206ZM204 62L203 64L205 65V63H207V62ZM227 61V62H228ZM248 61V62H249ZM13 62V61H12ZM16 62V61H15ZM44 62V61H43ZM52 62V61H51ZM57 62V61H56ZM56 62H54L55 64H56ZM58 62H59V58H58ZM88 62V61H87ZM117 62V61H116ZM125 62V61H124ZM128 62V61H127ZM171 62H174V60L173 61H171ZM187 62H189V61H187ZM192 62H194V60L192 61V59H191V62H190V64L192 63ZM225 62V61H224ZM228 62V63H229ZM241 61H239V63H240ZM242 62H244L243 60H242ZM24 63V62H23ZM40 63L41 62H39V65H40ZM47 63V62H46ZM53 63V64H54ZM77 64L76 66L74 65V64ZM85 63V64H84ZM89 63V62H88ZM105 63V62H104ZM109 63V62H108ZM123 63V62H122ZM141 63V62H140ZM196 63V62H195ZM196 63V64H197ZM198 63V64H199ZM214 63V62H213ZM220 63V62H219ZM226 63V62H225ZM222 64V65H226V64ZM229 63V64H230ZM238 63V65H237V67H239L240 66V64ZM10 64V63H9ZM26 64V63H25ZM59 64V65H60ZM125 64V67H126V63H124ZM142 64V63H141ZM147 64V65H146ZM186 64V63H185ZM192 64H194V63H192ZM243 64V63H242ZM43 65H44V63H43ZM52 65V64H51ZM58 64H56V66H57ZM79 65H80V63H79ZM111 65V64H110ZM110 65H108V66H110ZM115 65V64H114ZM114 65H113V67H114ZM129 65V64H128ZM132 65V64H131ZM208 65H211V62H210V60H209V63H208ZM217 65V64H216ZM245 65V64H244ZM243 65V66H244ZM249 65H250V63H249ZM41 66H42V64H41ZM50 66V65H49ZM55 66V65H54ZM73 66H75V68L73 69ZM137 66V65H136ZM175 66V65H174ZM177 66V65H176ZM202 66V65H201ZM206 66V65H205ZM227 66V65H226ZM230 66H232V65H228V69L229 70H231L232 69V67H231V69H230ZM27 67V66H26ZM50 67H52V66H50ZM80 67V66H79ZM82 67V66H81ZM88 68H89V65L87 66ZM143 67V66H142ZM188 67V66H187ZM207 67H209V66H207ZM214 66L212 65V66H210V68L212 69ZM225 67V66H224ZM7 68H9V66L7 67ZM78 68V67H77ZM103 68H105V67H103ZM116 68V67H115ZM123 68V67H122ZM127 68V67H126ZM131 68V67H130ZM172 67H170V65H169V70L171 69ZM218 68H219V66L218 67H216V70H218ZM227 68V67H226ZM225 68V69H226ZM243 68V67H242ZM245 68V67H244ZM1 69V68H0ZM5 69H6V66H5ZM4 69V70H5ZM57 70V71H61V70ZM73 69V70H72ZM87 69V68H86ZM125 69V68H124ZM123 69V70H124ZM177 69V68H176ZM179 69V68H178ZM192 69H196L197 70V68H192ZM205 69H206V67H205ZM204 68H203V72H204V70H205ZM207 69H209V68H207ZM211 69H209V70H211ZM215 69V68H214ZM220 69V68H219ZM222 69V68H221ZM228 69H226V70H228ZM18 70V69H17ZM23 70H24V68H23ZM47 70H49L48 68H47ZM90 70V69H89ZM96 70V69H95ZM122 70V71H123ZM133 70V69H132ZM134 70H135V67H134ZM138 70V69H137ZM173 70H175V67L173 68ZM195 70V71H196ZM200 70V69H199ZM21 71V70H20ZM27 71H25V73H27ZM45 71V70H44ZM53 72H54V70H52ZM72 71V74L70 73ZM94 71V70H93ZM126 71V69L124 70V72ZM129 68H128V72L127 73H129ZM143 71V72H142ZM171 71H172V69H171ZM170 71V72H171ZM180 71V70H179ZM178 71V72H179ZM185 71V70H184ZM206 71V70H205ZM208 71V70H207ZM225 71V70H224ZM231 71H233V70H231ZM234 71H235V69H234ZM237 71V70H236ZM245 71V70H244ZM5 72V71H4ZM6 72H7V69H6ZM47 72V71H46ZM81 72V71H80ZM85 72H87L86 70H85ZM89 72V71H88ZM87 72V73H88ZM95 72V71H94ZM103 72H105V71H103ZM102 72V73H103ZM132 72V71H131ZM134 72V71H133ZM136 72V71H135ZM173 72V71H172ZM171 72V73H172ZM176 72V71H175ZM191 72V71H190ZM227 73L229 72V71H226ZM24 73V74H25ZM38 73V72H37ZM61 73V72H60ZM75 73H76V71H75ZM74 73V74H75ZM90 73V72H89ZM119 73H121V72H119ZM205 73V72H204ZM204 73H202V70H201V74H204ZM213 73H214V71H213ZM212 73V74H213ZM215 73H217V72H215ZM246 73H247V75H246ZM9 74V73H8ZM11 74H13L12 72H11ZM17 74V73H16ZM123 74V73H122ZM133 74V73H132ZM138 74V73H137ZM137 74H135V76H137ZM140 74H138L139 75V77L141 76ZM174 74H176V73H174ZM206 75H207V73H205ZM218 74V73H217ZM229 74H230V72H229ZM4 75V74H3ZM61 75V74H60ZM85 75V74H84ZM83 75V76H84ZM86 75H88V74H86ZM115 75H116V73H115ZM119 75V74H118ZM124 75H126V74H124ZM123 75V76H124ZM128 75V74H127ZM134 75V74H133ZM168 75V76H169ZM173 75V74H172ZM180 75H181V73H180ZM214 75V74H213ZM219 75V74H218ZM237 75V74H236ZM0 76H2V74L0 75ZM16 76H18V75H16ZM27 76V75H26ZM25 76V77H26ZM31 77L32 79L34 78V77ZM37 76V75H36ZM62 76V75H61ZM60 76V77H61ZM63 76H65V74L63 75ZM63 76H62V78H63ZM66 76H67V74H66ZM132 76V75H131ZM178 76V75H177ZM187 76H188V73H187ZM211 76V75H210ZM215 76H216V74H215ZM215 76H213V80H215V78L217 77H215ZM223 76V75H222ZM225 76V75H224ZM227 76H228V74L226 75V78H227ZM231 76V75H230ZM245 76V77H244ZM6 77V76H5ZM15 77V76H14ZM52 78H54L53 76H51ZM80 77H81V75H80ZM88 77H89V75H88ZM101 77V76H100ZM126 77L127 76H125V78H123L122 77V75H121V77L120 78H123V79H126ZM166 77V78H165ZM203 78H204V75L202 76ZM201 77V78H202ZM212 77V76H211ZM211 77H210V80L208 79V77L206 78V79H208V81H211L212 82V80H211ZM215 77V78H214ZM233 77V76H232ZM65 78H67V77H65ZM107 78V77H106ZM110 78V77H109ZM112 78V77H111ZM128 78H129V76H128ZM165 78V79H164ZM186 78V77H185ZM184 78V79H185ZM192 78V77H191ZM3 79V78H2ZM35 79V80H34ZM33 80L34 81H36L37 79H39V76H38V78L37 77H35ZM51 79V78H50ZM80 79V78H79ZM87 79V78H86ZM113 79V78H112ZM130 79V78H129ZM164 79V80H163ZM229 79V78H228ZM7 80V79H6ZM12 80H14V78L12 79ZM28 80H29V75H28ZM28 80H26V81H28ZM69 80V79H68ZM72 80V79H71ZM70 80V81H71ZM74 80V79H73ZM76 80H78V79H76ZM93 80V79H92ZM92 80H91V82H92ZM107 80H109V79H107ZM173 80V79H172ZM190 80V79H189ZM1 81V80H0ZM38 81V80H37ZM69 81V82H70ZM81 81V80H80ZM79 81V82H80ZM90 81V80H89ZM99 81H100V79H99ZM111 81V80H110ZM110 81H108L110 84L112 83V82H110ZM122 81V80H121ZM136 81V80H135ZM169 81H170V79H169ZM184 81V80H183ZM207 81V80H206ZM208 81H207V83H208ZM216 82H217V79L215 80ZM215 81H213V84L210 82V83H208V84H206V86L204 87V89L202 90V91H200V93H198V95L196 96L197 98H195V96L193 97L194 99H196L195 100V102H193L194 104H192V106H189V108H190V110H188L189 112H188V114H187V112L185 113V114H187L186 116H185V118H183V120H182V117H180V119H181V123L179 124V122L178 123H176V124H179V126H178V128H177V131L176 132H174V134H171V135H173L172 137H171V135H170V137H169V139L170 140H168V142H169V146H168V144H167V146L169 147H167L168 148V154L166 155L165 153H164V155H165V157L167 156V159L169 160V158L171 157L172 158V156H170L171 155V152L174 150V153H175V151L178 149V145H180V146H182L183 145V142L184 141H182L183 139H185V137L187 136V134H188V132H189V130H192L191 128L194 126V125H197L198 124V122H196L197 120L199 121L200 120V122L202 123H205L204 121H201L202 119H200V117L202 116L201 115V112H202V106H203V102H204V100H205V98H207V96H208V94H211L212 92H215V91H213L214 90V87H213V85H216L217 87H215L216 89H218V88H220L217 84H215ZM235 81V80H234ZM24 82V81H23ZM43 82V81H42ZM47 82V81H46ZM45 82V83H46ZM54 82V81H53ZM52 82V83H53ZM84 82V81H83ZM116 82V81H115ZM162 82V84L165 86V84H167V80H165V83H163ZM175 82V81H174ZM178 82V81H177ZM189 82V81H188ZM193 82V81H192ZM205 82V81H204ZM204 82H202V83H204ZM225 82V81H224ZM9 83V82H8ZM26 83V82H25ZM28 83H29V81H28ZM27 83V84H28ZM32 83V82H31ZM31 83H29V84H31ZM36 83V82H35ZM40 83V82H39ZM47 83H49V79H48V82ZM47 83H46V85H47ZM63 84H64V82H62ZM87 83H89V82H87ZM87 83H86V85H87ZM93 83V82H92ZM117 83V82H116ZM131 83V82H130ZM141 83V82H140ZM168 83H170V82H168ZM187 83V82H186ZM26 84V85H27ZM51 84V83H50ZM80 84V83H79ZM91 84V83H90ZM89 84V85H90ZM99 84H100V82H99ZM103 84V83H102ZM104 84H107V83H105L104 82ZM114 84V83H113ZM123 84H124V82H123ZM205 84V83H204ZM204 84H203V86H204ZM231 84V83H230ZM24 85V84H23ZM32 85H35V84H33L32 83ZM55 85V84H54ZM68 85H70V83L68 84ZM73 85V84H72ZM136 85V84H135ZM172 85V87H173V83L171 84ZM197 85V84H196ZM225 85V84H224ZM31 86V85H30ZM30 86H29V91L31 92V90H32V92H33V94H35L34 93V89H31L33 86H31V88H30ZM39 86V85H38ZM56 86H57V83H56ZM55 86V87H56ZM110 86V85H109ZM141 86V85H140ZM140 86H139V88H140ZM169 86V85H168ZM195 86V85H194ZM231 86V85H230ZM24 87V86H23ZM22 87V88H23ZM27 87V86H26ZM45 87H47V86H45ZM44 87V88H45ZM49 87V86H48ZM59 87H60V85H59ZM76 87V86H75ZM83 87V86H82ZM85 87V86H84ZM107 87V86H106ZM131 87H132V85H131ZM136 87H138V86H136ZM135 87V88H136ZM166 87H167V85H166ZM166 87H164V88H166ZM175 87V86H174ZM192 87V86H191ZM197 87V86H196ZM199 87H201V86H199ZM233 87V86H232ZM10 88V87H9ZM34 88V87H33ZM57 88H58V86H57ZM104 88V87H103ZM27 89V88H26ZM26 89H25V91H26ZM46 90L48 89V88H45ZM61 89H63V87L61 86ZM100 89V88H99ZM99 89L97 90L96 89V91L98 92L99 91ZM102 89V88H101ZM100 89V90H101ZM106 89V88H105ZM167 89V88H166ZM190 89V88H189ZM197 90L198 89H202V88H196ZM223 89H226V88H223ZM1 90V89H0ZM14 90V89H13ZM43 91H44V89H42ZM41 90V91H42ZM49 90V89H48ZM56 90V89H55ZM64 90V89H63ZM63 90H61V93H62V91ZM104 90V89H103ZM103 90H101L102 92H105V91H103ZM116 90V89H115ZM126 90V89H125ZM172 90V89H171ZM174 90V89H173ZM194 90V89H193ZM196 90V91H197ZM230 90V89H229ZM28 91V92H29ZM58 92H60V90H57ZM107 91V90H106ZM109 91V90H108ZM123 91V90H122ZM169 91V90H168ZM175 91H178V90H175ZM187 91V90H186ZM195 91V92H196ZM30 92H29V97L31 96V95H33V94H30ZM46 92V91H45ZM65 92V91H64ZM89 92V91H88ZM92 92V91H91ZM95 92V91H94ZM135 92V91H134ZM158 92H160L159 90H158ZM164 92V91H163ZM171 92V91H170ZM218 92V91H217ZM225 92V91H224ZM20 93V92H19ZM18 93V94H19ZM43 93V92H42ZM101 93V92H100ZM131 93H133V92H131ZM130 93V94H131ZM162 93V91L160 92V94ZM166 93V92H165ZM189 93H190V91H189ZM193 93V92H192ZM220 93V92H219ZM236 93V92H235ZM14 94V93H13ZM17 94V95H18ZM27 95H28V93H26ZM39 94V93H38ZM52 94V91H49V95H51ZM54 94V93H53ZM53 94H52V97H51V100H52V98H53ZM66 94V93H65ZM73 94H74V92H73ZM90 94V93H89ZM102 94H104V93H102ZM106 94H108L107 92H106ZM109 94H111L110 92H109ZM129 94V95H130ZM160 94H158L159 96H161L162 97V95H160ZM164 94V93H163ZM170 94V93H169ZM172 94V93H171ZM176 94V93H175ZM23 95H24V92H23ZM44 95V94H43ZM123 95V94H122ZM158 95H155V96H158ZM217 95V94H216ZM216 95H215V97H216ZM224 95V94H223ZM1 96V95H0ZM34 96V95H33ZM46 96V95H45ZM44 96V97H45ZM81 96V95H80ZM166 96V95H165ZM177 96V95H176ZM227 96H229V94L228 95H226V97ZM15 97V96H14ZM21 97V96H20ZM25 97H27V98H29L28 96H25ZM39 97V96H38ZM86 97V96H85ZM94 97V96H93ZM92 97V98H93ZM103 97V96H102ZM119 97V96H118ZM121 97V96H120ZM129 97V96H128ZM130 97H132V96H130ZM189 97V96H188ZM209 97V96H208ZM219 97V96H218ZM231 97H232V95H231ZM230 97V98H231ZM5 98H6V96H5ZM4 98V99H5ZM23 98V97H22ZM33 98V97H32ZM35 98V97H34ZM42 98H43V96H42ZM46 98H48L49 99V97H46ZM58 99H60L59 97H57ZM83 98V97H82ZM87 98V97H86ZM99 98V97H98ZM133 98H134V95H133ZM132 98V101L134 100ZM155 98V97H154ZM153 98V99H154ZM159 97H157V99H158ZM163 98V97H162ZM161 98V99H162ZM172 98V97H171ZM175 98H177V97H175ZM212 98L213 99H216V98H214V96H213V94H212ZM223 98H224V96H223ZM2 99V98H1ZM48 99H47V101H48ZM72 99V98H71ZM136 99V98H135ZM149 99H150V101H149ZM181 99V98H180ZM179 99V100H180ZM34 100V99H33ZM42 100V99H41ZM40 100V101H41ZM43 100H45V99H43ZM96 101H97V99H95ZM99 100V99H98ZM102 100H104V99H102ZM101 100V101H102ZM120 100V99H119ZM160 100V99H159ZM173 100V99H172ZM208 100V99H207ZM225 100V99H224ZM22 101H24L23 99H22ZM21 101V102H22ZM28 101V100H27ZM36 101V100H35ZM50 101V100H49ZM48 101V102H49ZM53 101H54V99H53ZM56 101V100H55ZM58 101V100H57ZM56 101V102H57ZM62 101V100H61ZM105 101V100H104ZM103 101V102H104ZM148 101H149V103H148ZM153 101V100H152ZM151 101V102H152ZM171 101V100H170ZM186 101V100H185ZM211 101H212V99H211ZM217 101V100H216ZM219 101V100H218ZM227 101H228V99H227ZM231 101H232V99H231ZM37 102V101H36ZM46 102V101H45ZM47 102V103H48ZM59 102V101H58ZM57 102V103H58ZM63 102V101H62ZM61 102V103H62ZM118 102V101H117ZM157 102V101H156ZM155 101H154V104L156 103ZM159 102V101H158ZM157 102V103H158ZM168 102V101H167ZM178 103H179V101H177ZM183 102V101H182ZM191 102V103H192ZM208 102H210V98H209V101ZM208 102H206L207 104H208V107H209V105H211V102H210V104L208 103ZM9 104H10V102H8ZM25 103H27V102H24V104ZM38 103H40V102H38ZM43 103V102H42ZM41 103V104H42ZM51 102H49L48 103V107H50V109H51V107H52V105L50 106L49 104H50ZM56 103V104H57ZM67 103V102H66ZM99 103H101V102H99ZM98 103V104H99ZM130 103V102H129ZM161 103V102H160ZM190 103V104H191ZM206 103H204L205 105H206ZM5 104V103H4ZM12 104V103H11ZM17 104V103H16ZM22 104V103H21ZM54 104V103H53ZM55 104V105H56ZM96 104H97V102H96ZM105 104L107 105V103L105 102ZM182 104V103H181ZM180 104V105H181ZM184 104H188L187 102L186 103H184ZM2 105V104H1ZM0 105V106H1ZM19 105H20V103H19ZM32 105V104H31ZM37 105V104H36ZM47 105V104H46ZM46 105H45V103H44V105H42V107L44 108V106L46 107ZM55 105H53L54 107H55ZM81 105V104H80ZM101 106H104V103H103V105L102 104H100ZM106 105H105V108H106ZM110 105V104H109ZM178 105V104H177ZM176 105V106H177ZM219 105V104H218ZM34 106V105H33ZM40 106V105H39ZM39 106H37V107H39ZM68 106H70V105H68ZM72 106V105H71ZM74 106V105H73ZM99 106V105H98ZM100 106V107H101ZM127 106V105H126ZM42 107H40V108H42ZM47 107V108H48ZM65 107V106H64ZM91 107V106H90ZM94 107H97V105H94ZM99 107V108H100ZM118 107V106H117ZM178 107H180V106H177L176 108H178ZM185 105H184V109L183 110H186L185 109ZM220 107V106H219ZM6 108V107H5ZM16 108V107H15ZM22 108V107H21ZM42 108V109H43ZM76 108V107H75ZM98 108V107H97ZM96 108V109H97ZM98 108V109H99ZM104 108V107H103ZM102 108V109H103ZM104 108V109H105ZM126 108V107H125ZM188 108V109H189ZM212 108V107H211ZM32 109V108H31ZM39 109V108H38ZM53 109V108H52ZM89 109V108H88ZM95 109V108H94ZM97 109V110H98ZM101 109V108H100ZM101 109V110H102ZM103 109V110H104ZM181 109H182V107H181ZM206 109V108H205ZM48 111V109H46L45 108V111ZM57 109H55V111H56ZM97 110H95L94 112L96 113V111ZM102 110V111H103ZM148 110H150L149 108H148ZM161 110H163V109H161ZM207 110H208V108H207ZM23 111V110H22ZM21 111V112H22ZM40 111H42V110H40ZM43 111H44V109H43ZM50 111H52V110H50ZM54 111V112H55ZM64 111V110H63ZM73 111V110H72ZM92 111V110H91ZM203 111H204V109H203ZM213 111H214V109H213ZM15 112V111H14ZM20 112V113H21ZM25 112V111H24ZM34 112H36V111H34ZM60 112V111H59ZM100 112V111H99ZM98 112V113H99ZM104 112V111H103ZM114 112V111H113ZM116 112V111H115ZM115 112H114V114H115ZM150 111H148V113H149ZM32 112H30V114H31ZM38 113H39V110H38ZM44 113V112H43ZM48 113H50V112H48ZM63 113V112H62ZM81 113V112H80ZM101 113V112H100ZM99 113V114H100ZM152 113V112H151ZM211 113V112H210ZM52 114H53V112H52ZM55 114V113H54ZM105 114V113H104ZM110 114V113H109ZM120 114V113H119ZM123 114V113H122ZM169 114V113H168ZM171 114V113H170ZM174 114V113H173ZM203 114V113H202ZM204 114H205V112H204ZM203 114V117L205 116ZM213 114V113H212ZM22 115V114H21ZM20 115V116H21ZM44 115H46V114H44ZM80 115V114H79ZM95 115V114H94ZM108 115V114H107ZM112 115V114H111ZM110 115V116H111ZM158 115V114H157ZM166 115V114H165ZM217 115V114H216ZM96 116H97V114H96ZM99 116V115H98ZM113 116V115H112ZM141 116V115H140ZM156 116V115H155ZM161 116V115H160ZM181 116H184V115H181ZM206 116H207V113H206ZM222 116V115H221ZM57 117V116H56ZM71 117V116H70ZM102 117V116H101ZM157 117V116H156ZM164 117V116H163ZM209 117H210V115H209ZM5 118V117H4ZM55 118V117H54ZM68 118V117H67ZM66 118V119H67ZM91 118V117H90ZM98 118V117H97ZM145 118V117H144ZM143 118V119H144ZM167 118V117H166ZM172 118V117H171ZM207 118V117H206ZM7 119V118H6ZM53 119V118H52ZM84 119V118H83ZM99 119V118H98ZM101 119H104V118H101ZM113 119V118H112ZM115 119V118H114ZM117 119H119V118H117ZM142 119V120H143ZM145 119H147V118H145ZM149 119H150V117H149ZM155 119V118H154ZM165 119V118H164ZM205 119V118H204ZM210 119H211V117H210ZM225 119V118H224ZM3 120V119H2ZM5 120V119H4ZM34 120H35V118H34ZM33 120V121H34ZM96 120V119H95ZM111 120V119H110ZM158 120V119H157ZM37 121H38V118H37ZM67 121V120H66ZM70 121V120H69ZM91 121V120H90ZM99 121V120H98ZM104 121V120H103ZM112 121V120H111ZM143 121H145V120H143ZM2 122V121H1ZM0 122V123H1ZM44 122V121H43ZM46 122V121H45ZM44 122V123H45ZM52 122V121H51ZM59 122V121H58ZM74 122V121H73ZM77 122V121H76ZM76 122H74L75 124H76ZM80 122V121H79ZM93 122H95V121H93ZM117 122V121H116ZM175 122H177V121H175ZM175 122H174V124H175ZM199 122V123H200ZM207 122H208V120H207ZM212 122V121H211ZM216 122V121H215ZM35 123H37L36 121H35ZM42 123V122H41ZM86 123H87V121H86ZM96 123V122H95ZM105 123V122H104ZM122 123V124H123ZM147 123V122H146ZM156 123V122H155ZM159 123V122H158ZM200 123V124H201ZM202 123V124H203ZM214 123V122H213ZM3 124V123H2ZM16 124V123H15ZM34 124V123H33ZM40 124V123H39ZM84 124V123H83ZM102 124V123H101ZM108 124V123H107ZM110 124H111V122H110ZM36 125V124H35ZM34 125V126H35ZM46 125V124H45ZM53 125V124H52ZM61 125V124H60ZM116 125V124H115ZM140 125H143V123H141ZM25 126V125H24ZM39 126H42L41 124L39 125ZM95 126H96V124H95ZM111 126V125H110ZM114 126V125H113ZM119 126V125H118ZM4 127V126H3ZM23 127V126H22ZM109 127V126H108ZM153 127V126H152ZM50 128V127H49ZM48 128V129H49ZM62 128V127H61ZM82 128V127H81ZM92 128H93V126H92ZM98 128V127H97ZM143 128V127H142ZM142 128L140 127L139 129H141L142 130ZM3 129V128H2ZM14 129V128H13ZM41 129H43V128H41ZM109 129V128H108ZM111 129V128H110ZM113 129V128H112ZM148 129V128H147ZM169 129H171L170 131L171 132H173L172 131V129H174V128H170L169 127ZM194 129V128H193ZM209 129V128H208ZM37 130V129H36ZM82 130V129H81ZM100 130V129H99ZM138 130V129H137ZM141 130L138 132V133H140L141 132ZM168 130V129H167ZM175 130V129H174ZM195 130V129H194ZM198 131L200 130V129H197ZM205 130V129H204ZM211 130V129H210ZM219 130H221V128L219 129ZM34 131V130H33ZM32 131V132H33ZM86 131H87V129H86ZM109 132H111L110 130H108ZM144 131V130H143ZM149 131V130H148ZM147 131V132H148ZM152 131H154V129H152ZM1 132V131H0ZM42 132V131H41ZM55 132H57V131H55ZM70 132V131H69ZM85 132V131H84ZM100 132H102V131H100ZM115 132H116V134H117V131L115 130L114 131V134H115ZM145 132V131H144ZM151 132V131H150ZM159 132V131H158ZM163 132H164V130H163ZM212 132V131H211ZM218 132V131H217ZM68 132H66V134H67ZM113 133V132H112ZM135 133V134H134ZM152 133V132H151ZM169 133V130H168V132H167V134ZM202 133V132H201ZM209 133V132H208ZM4 134V133H3ZM10 134V133H9ZM20 134V133H19ZM22 134V133H21ZM28 134V133H27ZM32 134V133H31ZM98 134V133H97ZM134 134V135H133ZM141 134V133H140ZM150 134V133H149ZM159 133H157L156 135H158ZM12 135V134H11ZM37 135V134H36ZM60 135V134H59ZM67 135H69V134H67ZM86 135V134H85ZM96 135V134H95ZM100 135V134H99ZM166 135V134H165ZM169 135V134H168ZM210 135V134H209ZM29 136V135H28ZM108 136V135H107ZM107 136H106V138H107ZM33 137V136H32ZM31 137V140L33 139ZM46 137V136H45ZM64 137V136H63ZM81 137V136H80ZM87 137V136H86ZM110 137V136H109ZM137 137V136H136ZM140 137H141V135H140ZM158 137V136H157ZM13 138V137H12ZM11 138V139H12ZM36 138H37V136H36ZM35 138V139H36ZM84 138V137H83ZM105 137H104V139H106ZM119 138V139H120ZM147 138V137H146ZM153 138V137H152ZM156 138V137H155ZM165 138H167V136L165 137ZM206 138V137H205ZM29 139V138H28ZM27 139V140H28ZM70 139V138H69ZM73 139V138H72ZM89 139V138H88ZM99 139H101V137L99 138ZM118 139V140H119ZM143 139H144V137H143ZM168 139V138H167ZM207 139V138H206ZM23 140V139H22ZM41 140V139H40ZM68 140V139H67ZM71 140V139H70ZM87 140V139H86ZM140 140V139H139ZM142 140V139H141ZM147 140V139H146ZM157 140H158V138H157ZM166 140V139H165ZM187 140V139H186ZM189 140V139H188ZM205 140V139H204ZM212 140V139H211ZM211 140H210V142H211ZM25 141V140H24ZM101 141V140H100ZM99 141V142H100ZM102 141H104V140H102ZM110 141V140H109ZM113 141V140H112ZM143 141V140H142ZM167 141V140H166ZM181 141H182V145H181ZM14 142V141H13ZM39 142V141H38ZM72 142V141H71ZM151 142V141H150ZM188 145H189V143H188V141H185ZM192 142L194 143V141H191V144H192ZM76 143V142H75ZM103 143V142H102ZM105 143H107V142H104V144ZM109 143V142H108ZM139 143V142H138ZM142 143V142H141ZM166 143V142H165ZM22 144V143H21ZM26 144V143H25ZM68 144V143H67ZM92 144H93V142H92ZM97 144V143H96ZM137 144V143H136ZM148 144V143H147ZM157 144V143H156ZM19 145V144H18ZM69 145V144H68ZM78 145V144H77ZM81 145V144H80ZM111 145V148H116V146H113L112 144H109V146ZM186 145V144H185ZM184 145V146H185ZM195 145V144H194ZM193 145V146H194ZM261 145V144H260ZM264 145V144H263ZM262 145V149H263V146ZM25 146V145H24ZM28 146V145H27ZM33 146H35V145H33ZM70 146V145H69ZM72 146V145H71ZM91 146H93V145H91ZM109 146H108V149H109ZM136 147L137 148V146H135V145H132L131 146V148L132 147ZM148 146V145H147ZM153 146V145H152ZM165 146V145H164ZM23 147V146H22ZM21 147V148H22ZM73 147V146H72ZM79 147V146H78ZM105 147H107V145L105 146ZM166 147V146H165ZM188 147V146H187ZM200 147V146H199ZM129 148V150H127ZM143 148V147H142ZM145 148V147H144ZM167 148H164V152H166L167 153V151H165ZM184 147L182 146V149H183ZM82 149H83V147H82ZM134 149V148H133ZM131 150V151H135V150ZM150 149V148H149ZM179 149H180V147H179ZM177 150V153H175L176 155L174 156V154H173V156L174 157H176V156H178L177 154L180 152V151H183L182 153H184L185 152V149L186 148H184L183 150ZM188 149H190V148H188ZM26 150V149H25ZM28 150V149H27ZM32 150V149H31ZM103 150V149H102ZM114 150H116V149H114ZM138 150H140L141 151V149H138ZM153 151H154V149H152ZM187 150V149H186ZM192 150V149H191ZM190 150V151H191ZM208 150H211L210 148L208 149ZM208 150L206 151L207 153H208ZM259 150H261L260 148H259ZM30 151V150H29ZM28 151V152H29ZM86 151V150H85ZM94 151H96V150H94ZM99 151H101V149L99 150ZM110 150H108V152H109ZM112 151V150H111ZM117 151H114V152H117ZM148 151V150H147ZM202 151V150H201ZM263 151V150H262ZM23 152V151H22ZM28 152H25L27 155H28ZM90 152H91V150H90ZM114 152L112 153L111 152V154H113L114 155ZM129 152H128V156H129ZM193 152V151H192ZM205 152V151H204ZM24 153V154H25ZM30 153V152H29ZM92 153H94V152H92ZM96 154H99V155H102V154H104L103 152H102V154H100V153H98V151H96L95 152ZM138 153V152H137ZM146 153V152H145ZM181 153V152H180ZM179 153V154H180ZM187 153V152H186ZM186 153H185V155H186ZM200 153V152H199ZM21 155H20V158L21 157H23V154L22 153H20ZM26 154H25V156H26ZM41 154V153H40ZM72 154H74V153H72ZM82 154V153H81ZM109 154V153H108ZM111 154H109V155H111ZM116 154V153H115ZM118 154H116L115 156H114V158H116V156L118 155ZM127 154V153H126ZM125 154V155H126ZM133 154V153H132ZM142 154H143V150H142ZM150 154H152V153H150ZM149 154V157L151 156ZM189 154V153H188ZM205 154V153H204ZM209 154H210V152H209ZM257 154V153H256ZM263 154V153H262ZM29 155H32V154H29ZM29 155H28V157H29ZM76 155V154H75ZM74 155V156H75ZM106 155V154H105ZM125 155H124V158H125V160H127V158L126 157H128V156H126L125 157ZM139 155H141V154H139ZM138 155V156H139ZM199 155V154H198ZM3 156V155H2ZM34 156V155H33ZM41 156V155H40ZM78 156V155H77ZM76 156V157H77ZM93 156H95V155H93ZM97 156V155H96ZM108 156V155H107ZM112 156V155H111ZM131 156V155H130ZM129 156V157H130ZM133 156V155H132ZM131 156V157H132ZM148 156V155H147ZM182 156H183V154H182ZM182 156L180 157V158H182ZM187 156V155H186ZM189 156V155H188ZM205 156V155H204ZM257 156V155H256ZM68 156H66V158H67ZM70 157V156H69ZM104 157V156H103ZM113 157V156H112ZM118 157V156H117ZM130 157V158H131ZM142 157H143V155H142ZM164 157V158H165ZM191 157V156H190ZM6 158V157H5ZM19 157H17V159H18ZM19 158V159H20ZM30 158H32L31 156H30ZM74 158V157H73ZM79 158V157H78ZM83 158H84V156H83ZM121 158L122 159H124L123 158V156H121ZM146 158V157H145ZM152 158V157H151ZM163 158V159H164ZM170 158V163H171V160H173V159H171ZM198 158V157H197ZM199 158H200V155H199ZM27 159H29V158H27ZM26 159V160H27ZM67 159H69V158H67ZM66 159V160H67ZM79 159H81V158H79ZM98 159H102V157L101 158H99V156H98ZM109 159V158H108ZM112 159V158H111ZM111 159H109V160H111ZM117 159V158H116ZM121 159V160H122ZM129 159V158H128ZM135 159H136V157H135ZM176 159H177V157H176ZM176 159H174V160H176ZM179 159V158H178ZM177 159V160H178ZM183 159V158H182ZM196 159V158H195ZM259 159V158H258ZM21 160V159H20ZM26 160H25V162H26ZM37 160V159H36ZM90 160V159H89ZM93 160H95L94 158L92 159V161ZM97 160V159H96ZM95 160V161H96ZM103 160H106V158L104 159L103 158ZM113 160V159H112ZM111 160V161H112ZM120 160V162L121 163H123L122 161ZM134 160V159H133ZM162 160V159H161ZM166 160V159H165ZM164 160V161H165ZM167 160V161H168ZM184 160V159H183ZM197 160V159H196ZM207 160H208V158H207ZM209 160H211V159H209ZM251 160H253V159H251ZM250 160V161H251ZM255 160V159H254ZM19 161V160H18ZM24 161V160H23ZM95 161H93V163L95 162ZM100 161V160H99ZM110 161V162H111ZM117 161V160H116ZM116 161H115V163H116ZM118 161H119V159H118ZM129 161V160H128ZM166 161V164H168L169 162H167ZM193 161V160H192ZM203 161V160H202ZM250 161H248L249 163H250ZM256 161V160H255ZM2 162V161H1ZM27 162H29V161H27ZM27 162L25 163V164H27ZM32 162V161H31ZM37 162V161H36ZM42 162V161H41ZM97 162H98V160H97ZM106 162V161H105ZM120 162H118V163H120ZM125 162V161H124ZM133 162V161H132ZM173 162V161H172ZM180 162V161H179ZM178 162V163H179ZM183 162V161H182ZM247 162V163H248ZM253 161H251V163H252ZM35 163V162H34ZM96 163V162H95ZM120 163V164H121ZM157 163V162H156ZM184 163V162H183ZM189 164L191 163V162H188ZM24 162L22 163V165L23 166H21V167H23V170L24 169H26V168H28V167H24ZM31 163H29V168H30V165ZM36 164V163H35ZM82 164V163H81ZM88 165H89V163H87ZM114 164V163H113ZM134 164V163H133ZM133 164L131 165V166H133ZM147 164V163H146ZM155 164V163H154ZM180 164V163H179ZM188 164V165H189ZM194 164V163H193ZM209 164V163H208ZM11 165V164H10ZM20 165H21V163H20ZM94 165H96V164H94ZM102 165V164H101ZM110 166V170H112L113 168L112 167H114V169L116 168L115 167V165H112L111 166V163L109 164ZM123 165V164H122ZM127 165V164H126ZM163 165V169H166V167L164 168V166H165V164L163 163L162 164ZM170 165H172V164H170ZM170 165H168V166H170ZM174 165V164H173ZM181 165V164H180ZM260 165V166H259ZM5 166V165H4ZM18 166H19V163H18ZM26 166H28V165H26ZM69 166H70V164H69ZM91 165H89V167H90ZM93 166V165H92ZM121 166V165H120ZM124 166H125V163H124ZM128 166V165H127ZM138 166V165H137ZM155 166V165H154ZM177 166V165H176ZM183 166H185V165H183ZM191 166V165H190ZM189 166V167H190ZM209 166V165H208ZM262 166V168H260ZM66 167V166H65ZM96 166H94V168H95ZM101 167V166H100ZM143 167V166H142ZM152 167V166H151ZM187 167V166H186ZM7 168V167H6ZM36 168V167H35ZM71 168V167H70ZM112 168V169H111ZM119 168H121V167H119ZM124 168H126V166L124 167ZM138 168H139V166H138ZM168 168V167H167ZM188 168V167H187ZM19 169H20V167H19ZM122 169V168H121ZM129 169H130V167H129ZM145 169V168H144ZM153 169V168H152ZM162 169V170H163ZM169 169V168H168ZM199 169V168H198ZM245 169V168H244ZM22 169H20V171H21ZM65 170H66V168H65ZM96 170V169H95ZM116 170H118V169H116ZM127 170V169H126ZM162 170H161V172H162ZM180 170H182L181 172H185L184 171V167L182 168V169H180ZM188 170H190V169H188ZM246 170V169H245ZM248 170V169H247ZM250 170V169H249ZM26 171H28V170H26ZM26 171L24 172V174H26ZM38 171V170H37ZM94 171V170H93ZM101 171V170H100ZM103 171V170H102ZM106 171V170H105ZM115 171V170H114ZM114 171L112 172V174L114 175ZM120 171V170H119ZM123 171V170H122ZM130 171V170H129ZM164 172L166 171V170H163ZM173 171V170H172ZM186 171H187V169H186ZM259 171H262V172H259ZM22 172V171H21ZM39 172V171H38ZM92 172V171H91ZM110 172V171H109ZM118 172V171H117ZM160 172V173H161ZM163 172V173H164ZM167 172V171H166ZM170 172V171H169ZM174 172V171H173ZM189 172V171H188ZM193 172V171H192ZM252 172H253V174H252ZM16 173V172H15ZM33 173V172H32ZM65 173V172H64ZM100 173V172H99ZM130 173V172H129ZM138 173V172H137ZM162 173V174H163ZM191 173V172H190ZM246 173H248L247 171H246ZM249 173H250V171H249ZM6 174V173H5ZM27 174H28V172H27ZM29 174H31V173H29ZM112 174L110 173V175H111V178H112ZM121 174V173H120ZM155 174V173H154ZM156 174H157V172H156ZM188 174V173H187ZM15 175V174H14ZM21 175H23V174H21ZM102 175V174H101ZM100 175V176H101ZM132 175V174H131ZM136 175V174H135ZM158 175H160V174H158ZM186 175V174H185ZM198 175V174H197ZM248 174H245L243 177H245V176H247ZM108 176V175H107ZM117 176V175H116ZM142 176V175H141ZM161 176V175H160ZM181 176H183V175H181ZM181 176H174V178L175 177H181ZM192 176V175H191ZM196 176V175H195ZM22 177V176H21ZM61 177V176H60ZM77 177V176H76ZM89 177H90V175H89ZM88 176H87V178H89ZM92 177V176H91ZM104 177V176H103ZM136 177V176H135ZM144 177V176H143ZM148 177V176H147ZM170 177V176H169ZM185 176H183V177H181V179L182 178H184ZM238 177V178H237ZM242 177V178H243ZM8 178V177H7ZM26 178V177H25ZM28 178V177H27ZM31 178V177H30ZM110 178V179H111ZM126 178V177H125ZM125 178H123L124 180H125ZM139 178V177H138ZM177 178V179H178ZM192 178V177H191ZM240 178H241V176H240ZM241 178V179H242ZM22 179H24V178H22ZM61 179V178H60ZM59 179V180H60ZM91 179V178H90ZM122 179V180H123ZM127 179V178H126ZM149 179V178H148ZM154 179V178H153ZM166 179V178H165ZM180 179V178H179ZM178 179V180H179ZM186 179V178H185ZM188 179V178H187ZM193 179V178H192ZM200 179V180H199ZM236 179L238 180V181H236ZM59 180H56V181H58L59 183H60V181ZM72 180V179H71ZM74 180V179H73ZM79 180V179H78ZM114 180V179H113ZM135 180V179H134ZM133 180V181H134ZM141 180V179H140ZM178 180H176L177 181V183H178ZM183 180V179H182ZM182 180H181V182H182ZM243 180H246V177H245V179H243ZM64 181V180H63ZM96 181V180H95ZM126 181V180H125ZM139 181V180H138ZM153 181H155V180H153ZM166 181V180H165ZM16 182V181H15ZM26 182V181H25ZM58 182H56V183H58ZM71 182V181H70ZM135 182V181H134ZM146 182V181H145ZM156 182V181H155ZM64 183V182H63ZM75 183V182H74ZM73 183V184H74ZM138 183V182H137ZM152 183V182H151ZM164 183V182H163ZM168 183V182H167ZM169 183H170V181H169ZM172 183V182H171ZM175 183V182H174ZM173 183V184H174ZM188 183H189V181H188ZM241 183H239V184H241ZM20 184V183H19ZM55 184V183H54ZM124 184V183H123ZM183 184V183H182ZM239 184H237V185H239ZM91 185V184H90ZM104 185V184H103ZM163 185V184H162ZM165 185V184H164ZM168 185V184H167ZM177 185V184H176ZM175 185V186H176ZM179 185H180V183H179ZM259 185H261V186H259ZM6 186V185H5ZM10 186V185H9ZM9 186H8V190L10 189L9 188ZM25 186V185H24ZM100 186H102V185H100ZM108 186V185H107ZM110 186V185H109ZM120 187H121V185H119ZM124 186V185H123ZM131 186V185H130ZM138 186V185H137ZM155 186V185H154ZM227 188H226V187ZM234 186V187H233ZM258 186L259 187H261V188H258ZM3 187V186H2ZM12 187V186H11ZM15 187V185L13 186V188ZM21 187V186H20ZM119 187V188H120ZM135 187H136V185H135ZM134 186H133V188H135ZM184 187V186H183ZM222 187H225L224 188V190L226 189H228L229 188V190L231 191L230 192V196H229V194H228V196H229V202L230 203H228V205L229 204H234L235 202H238L239 203V201L238 200H243L242 198H244L242 195L244 194V196H245V200L247 199H249L248 201H250V202H252V203H255V204H248L249 206H252V207H249V208H247V203L242 207V209H241V211L239 212L238 210H240V203L238 204L239 206L238 207H240L239 209H237L236 207H234V209H236V214H234V212H232L231 210H229L228 208H230V207H232V206H227L226 208L228 209H226V211L225 210H223V211H225V212H228V213H226L225 214V216L227 215V218L224 216V213L223 214H221V215H223L226 219V221L225 222H223L224 224L223 225H221V224H217L218 222L217 221H215L214 222V220L217 218L216 216L218 215L217 214V212H220L219 210L216 212L215 211V213L214 214H212V212H209L210 214H206V215H210L212 218L210 219V222H207V221H209V220H207V221H203L204 223H206L205 224V228L203 229V230H201V232L196 228L197 227V225H196V227H194V228H196L197 229V232H195L194 230V232L191 230V228L189 227L190 225H195V223H193L194 222V218L196 217V218H198L200 215H198L199 213L196 211H192L193 210V208H196V207H198L200 204H206L207 205V203H210L211 202V200L213 199L214 201L215 200H217L218 198H216V199H214V197L216 196V195H219L220 194V192H218V190L221 188L222 189ZM233 187V188H232ZM13 188H11L12 190H14ZM56 188V187H55ZM103 188V187H102ZM137 188V187H136ZM153 188V187H152ZM6 189V190H7ZM61 189V188H60ZM66 189V188H65ZM176 189V188H175ZM179 189V188H178ZM59 190V189H58ZM162 190V189H161ZM167 190V189H166ZM171 190V189H170ZM169 190V191H170ZM184 190V189H183ZM261 190V191H260ZM57 191V190H56ZM66 191V190H65ZM123 191V190H122ZM127 191V190H126ZM157 191V190H156ZM164 191V190H163ZM174 191V190H173ZM176 191V190H175ZM186 191V190H185ZM222 191V190H221ZM234 191H235V189H234ZM257 191L259 192V193H257ZM85 192V191H84ZM95 192V191H94ZM165 192V191H164ZM217 192V193H216ZM225 192H227V191H225ZM229 192V191H228ZM79 193V192H78ZM89 193V192H88ZM122 193V192H121ZM124 193V192H123ZM130 193H133V192H130ZM136 193H137V191H136ZM144 193V192H143ZM154 193V192H153ZM163 193V192H162ZM161 193V194H162ZM176 193V192H175ZM219 193V194H218ZM14 194V193H13ZM16 194V193H15ZM59 194V193H58ZM57 194V195H58ZM103 194V193H102ZM114 194V193H113ZM116 194V193H115ZM119 194H120V192H119ZM119 194H118V197H120L119 196ZM138 194V193H137ZM227 194V193H226ZM258 194V195H257ZM56 195V196H57ZM61 194H59V196H60ZM65 195V194H64ZM117 195V194H116ZM115 195V196H116ZM136 195V194H135ZM152 195V194H151ZM171 195V194H170ZM199 195V197L200 198H198V200H197V196ZM221 195V194H220ZM81 196V195H80ZM142 196V195H141ZM154 196V195H153ZM160 196V195H159ZM162 196V195H161ZM172 196V195H171ZM223 196V195H222ZM224 196H227V195H225L224 194ZM224 196H223V198H224ZM45 197V196H44ZM79 197V196H78ZM99 197V196H98ZM111 197V196H110ZM145 197V196H144ZM156 197V196H155ZM163 197V196H162ZM165 197H166V195H165ZM183 197V195H181L180 197H179V199H181ZM217 197V196H216ZM231 197V198H230ZM112 198V197H111ZM115 198V197H114ZM259 198H262V199H259ZM61 200H62V198H60ZM65 199V198H64ZM75 199V198H74ZM140 199V198H139ZM164 199V198H163ZM195 199L197 200V201H195ZM220 199V198H219ZM227 199V198H226ZM232 199V200H231ZM66 200V199H65ZM79 200H80V198H79ZM79 200H77L76 201V203H78V202H81V200L79 201ZM117 200V199H116ZM119 200V199H118ZM146 200V199H145ZM161 200V199H160ZM212 200V201H213ZM244 200V202H246ZM251 200H253V201H251ZM255 200V201H254ZM91 201V200H90ZM128 201V200H127ZM131 201H132V199H131ZM168 201H172V200H169V198H168ZM176 201H178V198H177V200ZM194 201V202H193ZM207 201H209V202H207ZM75 202V201H74ZM124 202V201H123ZM134 202V201H133ZM196 202V203H195ZM205 202V203H204ZM217 202V201H216ZM219 202H221L220 204H221V206H219V207H222L223 206V202L222 201H219ZM225 202V201H224ZM228 202V201H227ZM142 203V202H141ZM215 203V202H214ZM241 203H243V201L241 202ZM99 204V203H98ZM109 204V203H108ZM143 204V203H142ZM194 204L196 205V207H193L194 206ZM200 205V206H205V205ZM227 204V203H226ZM259 204V205H258ZM50 205V204H49ZM79 205H81V203L79 204ZM79 205H77V206H79ZM102 205V204H101ZM117 205V204H116ZM115 205V206H116ZM139 205H141V204H139ZM198 205V206H197ZM215 205V204H214ZM224 205H225V203H224ZM52 206H53V209H54V204H52ZM52 206H50V207H52ZM59 206V205H58ZM58 206H56L55 205V207H58ZM76 206V205H75ZM99 206V205H98ZM127 206V205H126ZM208 206V205H207ZM213 206V205H212ZM226 206V205H225ZM224 206V207H225ZM236 206V205H235ZM262 206H263V204H262ZM28 207V206H27ZM134 207V206H133ZM193 207V208H192ZM215 207V206H214ZM214 207L212 208V207H210L211 209V211L214 209ZM216 207H217V205H216ZM224 207H222L223 209H224ZM22 208H23V206H22ZM30 208V207H29ZM47 208V207H46ZM76 208V207H75ZM74 208V209H75ZM103 208V207H102ZM149 208V207H148ZM202 208H204V207H202ZM201 208V209H202ZM207 208V207H206ZM206 208H204V209H206ZM233 208V207H232ZM2 209V208H1ZM51 208H49V210H50ZM111 209V208H110ZM162 209H163V207H162ZM215 209H218V208H215ZM214 209V210H215ZM221 209V208H220ZM231 209V208H230ZM58 211V208L57 209H55V211ZM114 210V209H113ZM141 210V209H140ZM194 210H196V209H194ZM213 210V211H214ZM54 210H52V212H53ZM55 211H54V213H55ZM57 211H56V213H57ZM205 211V210H204ZM207 211V210H206ZM261 212H262V210H260ZM260 211H257V213H259ZM1 212V211H0ZM51 212V213H52ZM78 212H79V210H78ZM94 212V211H93ZM107 212V211H106ZM110 212V211H109ZM127 212V211H126ZM200 212V211H199ZM239 212V213H238ZM260 212V213H261ZM25 213V212H24ZM50 213V214H51ZM54 213H52V214H54ZM55 213V214H56ZM96 213V212H95ZM151 213V212H150ZM154 213V212H153ZM49 214V216H51ZM128 214V213H127ZM131 214H132V212H131ZM198 215V216H195V215ZM201 214V213H200ZM203 214V213H202ZM217 214V215H216ZM254 214V215H253ZM261 214H264V211H263V213H261ZM58 215V214H57ZM74 215H75V212H74ZM94 215V214H93ZM107 215V214H106ZM130 215V214H129ZM154 215V214H153ZM216 215V216H215ZM220 215V214H219ZM42 217H44V215H41ZM41 216H40V218H41ZM48 216V215H47ZM56 215H54V217H55ZM163 216V215H162ZM166 216H168V215H166ZM205 216V215H204ZM204 216L202 217V218H200V219H206V216H205V218H204ZM222 216V217H223ZM264 216V215H263ZM26 217V216H25ZM126 217V216H125ZM164 217V216H163ZM209 217V216H208ZM216 217V218H215ZM221 217V216H220ZM223 217V218H224ZM7 218V217H6ZM45 218V217H44ZM57 218V217H56ZM72 218V217H71ZM119 218V217H118ZM219 218V217H218ZM223 218H221V219H223ZM1 219V218H0ZM29 219V218H28ZM45 219H47V218H45ZM93 219H95V218H93ZM114 219H115V217H114ZM124 219V218H123ZM130 219V218H129ZM214 219V220H213ZM5 220V219H4ZM40 220H43L42 218L41 219H39V220H37L39 223H40ZM68 220H70V218L68 219ZM108 220V219H107ZM144 220V219H143ZM158 220V219H157ZM162 220V219H161ZM213 220V221H212ZM220 220V219H219ZM251 220V221H250ZM6 221V220H5ZM47 222H48V220H46ZM51 221V220H50ZM54 222H55V219L53 220ZM96 221V220H95ZM120 221H122V222H124L123 220H120ZM145 221H146V219H145ZM201 221V222H202ZM230 221V222H229ZM232 221H236L235 223L233 222V224L230 226V227H228V226H225L226 225V223L228 224V223H231ZM264 221V219H262V222ZM52 222V221H51ZM50 222V223H51ZM115 222V221H114ZM126 222V221H125ZM135 222H136V220H135ZM202 222V223H203ZM212 222H214V223H212ZM7 223V222H6ZM35 223V222H34ZM49 223V224H50ZM198 223H200V221L198 222ZM201 223V227L203 226V224ZM46 224V222L43 220L42 221V225H41V223H40V228H39V226L38 227H36V228H38V231L40 232V229H43V228H41V227H43L44 225ZM49 224H48V229H49ZM52 224H53V222H52ZM114 224V223H113ZM119 224V223H118ZM123 223H121L120 225H122ZM126 224V223H125ZM129 224V223H128ZM151 224V223H150ZM263 224V223H262ZM66 225H68L67 223H66ZM100 225V224H99ZM119 225V226H120ZM182 225L184 226L183 228H184V230L181 228L182 227ZM253 225H255V224H253ZM256 225H259V224H256ZM261 225V224H260ZM34 226V225H33ZM36 226H37V223H36ZM93 226V225H92ZM123 226H125V225H123ZM143 226V225H142ZM200 226H199V228H200ZM262 226V225H261ZM46 227V226H45ZM61 227V226H60ZM75 227V226H74ZM98 227V226H97ZM114 227V226H113ZM117 227V226H116ZM115 227V228H116ZM186 227V228H185ZM192 227V226H191ZM204 227V226H203ZM226 229H225V228ZM252 228L254 227L255 228V226H251ZM257 227V226H256ZM260 227V226H259ZM120 228H121V226H120ZM150 228V227H149ZM188 228H190V230L188 229ZM224 228V229H223ZM242 228H243V230H242ZM248 228V227H247ZM34 229V228H33ZM59 229H61V230H63L62 229V227L61 228H59ZM58 229V230H59ZM117 229V228H116ZM118 229H119V227H118ZM124 229V228H123ZM136 229V228H135ZM155 229V228H154ZM154 229H152V230H154ZM201 229V228H200ZM223 229V230H222ZM264 229V228H263ZM57 230V231H58ZM61 230H59V232L61 231ZM115 230V229H114ZM137 230V229H136ZM156 230V229H155ZM222 230V231H221ZM248 230H250L249 232L251 233V231H252V233L254 232V230L255 229H252L251 230V228L250 229H248ZM257 230H258V228H257ZM37 231V230H36ZM45 230H41V232H44ZM48 231V230H47ZM118 231V230H117ZM142 231V230H141ZM140 231V232H141ZM145 231V230H144ZM147 231V230H146ZM219 231H221V232H219ZM245 231H246V229H245ZM38 232V233H39ZM49 232V231H48ZM62 232V231H61ZM60 232V233H61ZM98 232V231H97ZM199 232V233H198ZM247 232V231H246ZM248 232V233H249ZM45 233H46V231H45ZM45 233H43L44 235H46ZM88 233V232H87ZM115 233V232H114ZM144 233V232H143ZM209 233V234H208ZM218 233H221V234H218ZM242 233V234H241ZM1 234V233H0ZM57 235H58V232L56 233ZM62 234V233H61ZM61 234H59V235H61ZM75 234V233H74ZM85 234V233H84ZM89 234V233H88ZM95 234V233H94ZM113 234V233H112ZM125 234V233H124ZM138 234V233H137ZM245 234V233H244ZM255 234V233H254ZM258 234V233H257ZM56 235V236H57ZM63 235H64V230H63ZM66 235V234H65ZM83 235V234H82ZM103 235V234H102ZM111 235V234H110ZM115 235V234H114ZM120 235V234H119ZM249 235V234H248ZM247 235V236H248ZM260 235V234H259ZM32 236V235H31ZM179 236L178 237H175V239L177 238H179ZM189 236V237H188ZM247 236H246V238H247ZM251 236H252V234H251ZM251 236L249 237V238H247V240H249L250 239V241H251ZM2 237V236H1ZM4 237H6V236H4ZM63 237V236H62ZM61 237V238H62ZM134 237V236H133ZM150 237V238H151ZM243 237H245V235L243 236ZM243 237H242V239H243ZM253 237V236H252ZM38 238V237H37ZM40 238V237H39ZM60 238V237H59ZM58 238V239H59ZM145 238H147V237H145ZM64 239V238H63ZM109 239V238H108ZM112 239V238H111ZM180 239V238H179ZM254 239H255V237H254ZM263 239V238H262ZM6 240V239H5ZM40 240V239H39ZM54 240H56V239H54L53 238V241ZM60 240V239H59ZM58 240V241H59ZM65 240V239H64ZM84 240V239H83ZM115 240V239H114ZM113 240V241H114ZM139 240H141V239H139ZM184 240V241H185ZM207 240V241H206ZM241 240V239H240ZM260 240V239H259ZM44 242V240L42 239L41 241H39V242ZM52 241V242H53ZM70 241V240H69ZM109 241H110V239H109ZM173 241H174V239H173ZM172 240L170 241V244H171V242H173ZM181 241L182 242H184L182 239H181ZM242 241V240H241ZM243 241H244V239H243ZM246 241V240H245ZM249 241V242H250ZM37 242V241H36ZM54 242H56V241H54ZM53 242V243H54ZM114 242H116V240L114 241ZM149 242V243H150ZM239 242V241H238ZM248 241H246V242H244V245H243V247L245 246L246 247V245H245V243L247 244V243H249ZM261 242V241H260ZM52 243V244H53ZM58 242H56V243H54V244H57ZM64 243V242H63ZM79 243V242H78ZM94 243H95V241H94ZM99 243V242H98ZM168 243V244H167ZM237 243V244H236ZM32 244V243H31ZM36 244V243H35ZM40 244V243H39ZM51 244V243H50ZM53 244V245H54ZM62 244V241H61V243L59 244V245H61ZM77 244V243H76ZM113 244V243H112ZM139 244V243H138ZM173 244V243H172ZM205 244V245H204ZM261 244V243H260ZM42 245V244H41ZM40 245V246H41ZM92 245H93V242H92ZM175 245H177V244H175ZM180 245V244H179ZM183 245V244H182ZM251 245H253V244H251ZM258 245V244H257ZM37 246V245H36ZM48 246H51V245H48ZM48 246H47V248H48ZM56 247H58V244L57 245H55ZM106 246V245H105ZM104 246V247H105ZM139 246V245H138ZM181 246V245H180ZM185 246V245H184ZM259 246V245H258ZM28 247V246H27ZM61 247H62V245H61ZM61 247L59 246V248H60V250H61V252H62V249H61ZM140 247H143V246H140ZM172 247V246H171ZM245 247L243 248V249H245ZM32 248V247H31ZM78 248V247H77ZM82 248H83V246H82ZM169 248H170V246H169ZM49 249H52V246L49 248ZM53 249H55V248H53ZM49 250V252L51 251H54V250ZM73 249V248H72ZM136 249V248H135ZM171 249V248H170ZM175 249V248H174ZM173 249V250H174ZM178 249V248H177ZM180 249H182V248H179V251L181 252V250ZM240 249H239V251H240ZM243 249H241V251L243 250ZM35 250H37V249H35ZM47 250V249H46ZM58 250V249H57ZM57 250H55L54 251V253L56 252V254L58 255L59 253H60V251H59V253H57ZM94 250V249H93ZM183 250V249H182ZM88 251V250H87ZM178 251V252H179ZM234 251V252H235ZM261 251V250H260ZM9 252V251H8ZM11 252V251H10ZM26 252H27V250H26ZM29 252H30V250H29ZM36 252H38V251H36ZM41 252V251H40ZM69 252V251H68ZM67 252V253H68ZM233 252V253H234ZM246 252V251H245ZM33 253H34V251H33ZM39 253V252H38ZM81 253V252H80ZM87 253V252H86ZM173 253V252H172ZM236 253V252H235ZM238 253V252H237ZM236 253V254H237ZM240 253V252H239ZM250 253V252H249ZM10 254V253H9ZM53 254V253H52ZM77 254V253H76ZM90 254V253H89ZM174 254V253H173ZM231 254V253H230ZM6 255V254H5ZM18 255V254H17ZM45 255V254H44ZM238 255V254H237ZM21 256V255H20ZM53 256H55V255H53ZM77 256V255H76ZM160 256V257H159ZM171 256V255H170ZM174 256V255H173ZM172 256V257H173ZM232 256H234V255H232ZM236 256V255H235ZM240 256V255H239ZM256 256V255H255ZM254 256V257H255ZM34 257V256H33ZM59 257V259H60V256H58ZM58 257H56L55 256V258L54 259H56V258H58ZM67 257V256H66ZM227 256H225V258H226ZM237 257V256H236ZM246 257V256H245ZM15 258V257H14ZM21 258V257H20ZM22 258H24V257H22ZM44 258H45V256H44ZM47 258H48V256H47ZM47 258H45L46 260H48ZM50 258H52L51 256H50ZM75 258H77V257H75ZM79 258V257H78ZM176 258V259H175ZM224 258V259H225ZM231 258H234L233 259V262H234V260H235V257H231ZM231 258H228L227 259V263L228 262H230V260L229 259H231ZM238 258V257H237ZM8 259H10V257L8 258ZM33 259V258H32ZM59 259H58V261H59ZM63 259V258H62ZM161 259H162V257H161ZM223 259V260H224ZM239 259V258H238ZM255 259H257V258H255ZM34 260H36L35 258H34ZM33 260V261H34ZM39 260V259H38ZM46 260L44 261V262H41L42 264H47V262H50L51 260L53 261V259H49L47 262H46ZM72 260V259H71ZM134 259L133 260H131L132 262L133 261H135ZM153 260V261H152ZM229 260V261H228ZM232 260V259H231ZM51 261V262H52ZM55 261V260H54ZM75 261H76V259H75ZM129 261V260H128ZM163 260H161V262H162ZM225 261V260H224ZM257 261V260H256ZM263 261V260H262ZM29 262V261H28ZM46 262V263H45ZM67 262V261H66ZM130 262V261H129ZM168 262V263H169ZM237 262V261H236ZM235 262V263H236ZM16 263V262H15ZM55 263H57L56 261L54 262V264ZM167 263V262H166ZM245 263V262H244ZM49 264V263H48ZM58 264V263H57ZM163 264V263H162ZM237 264V263H236ZM246 264V263H245ZM248 264V263H247Z\"/></svg>",
  "mask_w": 264,
  "mask_h": 264
}]
</instances>
